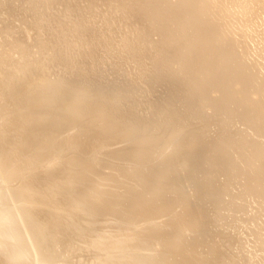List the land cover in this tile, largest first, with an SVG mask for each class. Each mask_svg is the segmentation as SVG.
Returning <instances> with one entry per match:
<instances>
[{"label":"rangeland","instance_id":"1","mask_svg":"<svg viewBox=\"0 0 264 264\" xmlns=\"http://www.w3.org/2000/svg\"><path fill=\"white\" fill-rule=\"evenodd\" d=\"M0 1H2V2H0V45H1V43H3L2 45H5V43H10V45L8 44L9 46H7V44L5 45V49L2 48V49H4V51H3L4 53L1 51L2 49L0 50V52H2V53H0V58H1V55L5 54L2 57L3 60H2V58H1L2 61L0 60V76H1V78L2 77L4 78V79L3 78L2 79L5 82H7V80H8L7 83H5L3 81L5 84L2 82L3 87L2 86L1 87L3 89H6L5 85H7V89H10L12 91V93L16 94L15 96L17 97V101H15V102L19 101L18 102L19 104L18 103L15 104L17 108L20 106V104H22L20 101L23 102V104L21 105L22 109H23V114L25 113V115L23 116L24 117L23 120L24 119H25V121L28 120V121H26L28 124L24 125V123H23L22 126L31 125V128H30V126L23 127L22 130L23 129L25 130L27 128L25 131L24 130L23 131H21V130L17 131V128H18L17 126L20 125L19 122H21V120L12 119V121H10V124H9L8 121L5 120L6 122H8V127H7V125H5L7 123L4 122V124H3V121H4L3 119L5 118L6 114H8L7 111L11 110L12 108H16L15 105H13L11 103L9 104V102L6 101V103L9 106L7 104H2L4 106L6 105L5 107L2 106V105L0 106V114L3 111L2 116L0 115V120L3 117V119L0 121V128L1 129H5V127H7L6 128L7 134H8V131L10 129L13 130V129L16 128V130H13V131L10 130L12 132L10 133V131H9V134H8L9 136L11 134L12 138L13 137L19 138L17 140L14 139L15 140L14 143L16 141H18L17 143H15L16 145H14V146L21 145V143H25L29 139L30 140L32 139V141L33 140L35 141V142L31 141L33 146L35 145L37 147V149L39 148L37 150L34 147L35 150H34V152H32L33 155L31 154L29 159H26L25 161H23L24 159L19 160V161L16 160L14 158V156H13V155H15V153L11 152L10 153L11 155L10 154L7 155L9 157V158L7 157L8 160H5L3 163H0V165H2V166L4 164H6V163L8 165H11V163H13L9 167H8V165H4L3 167L0 166L1 167L0 168V183L2 182V179H1L2 177H3V181L5 180V182H2L3 184L2 183L1 184L4 185L6 183V185H4V187H0V192L2 191V194L4 195V197H5V194L6 195L10 194V193H8V191L12 192L11 193L12 195L13 194L15 195V196L13 195V197H12V195H10L11 199L9 198L8 195H7L8 197L6 196L4 198L5 200L8 198V200H6V202L8 204L4 203L5 200H3V196H2L1 200L3 201V203L0 200V207L2 208L3 206L4 207L8 206L7 208L8 209L11 208L10 210L11 211L13 210V211H12V214H11V212L7 209L9 212L6 211V213H10L11 216H13L14 214L16 216V214H17L16 217L19 219V220H17V222H18L17 224H19L17 226V224L11 223L12 219L15 216H13V218H12L10 216V214H6V213L4 214L6 216H4V215L0 216L1 230L2 229L4 230V232L0 230V232H2V233H0V239L3 238L0 241H3L6 238L7 246L9 245L10 241H11V243H10L9 246H11V244H14V239H12V237L15 235L14 238L17 237L16 238L17 242L22 244V242L20 241V237H18V235L20 234L19 232H21V233L23 232L22 233L23 235L20 234V235L23 236L22 239H21L22 241L24 240L23 238L32 235V233H30V230H28L29 228H27V230L29 231V233L31 235H28L29 233L28 234L26 233L28 231H24L25 230L24 226L27 225L26 223L29 220L28 218L31 219V217H32L31 215L34 214L35 212L36 213L33 216H38L39 217V215H40V217H41L42 215L47 214V216L49 217L48 218L47 216H42L43 220L41 219L43 221L42 224L45 226V227H43V228H45L44 233L46 232L45 235L43 234V236H45V237L47 236L46 237L47 240H45L46 238L43 237V238H45V239H43L45 241H42V243L40 242V244H34L33 246H29L28 247L29 251L28 252H25V251L23 252L25 254H20L19 256H17L16 253L14 252L12 255H10V258H7L8 261H9V259L11 260L9 262L12 263L13 260H14V262L16 263V261L21 259L19 257H24L23 258L24 260L23 259L22 260L25 261L26 260L25 256H31L32 255V257H33L32 261L30 260V257H28L27 260L31 261L30 264H33V260L34 261L37 260V258H36V257H38L37 253H40L41 255L39 254V257L40 256L42 257V255H43V257H49L51 255L49 258H43L42 257L43 258L42 261H44V262L41 261L40 264H43V263L44 264L45 263L46 264H50L48 262H45V261H48V260H49V262H50V260L54 261L53 263L51 262V264H56V263L57 264H109V263H111V261L113 259V258L109 259V258L112 257V256H110V254L112 255V253H109V251L113 252V250H114L116 253L113 252V255L115 257L113 262H116L117 264H120V262L124 261V259H125L124 262H126V264H129V263L130 264H137V263H139L141 261H139V262L137 261V263H132L130 258H129L130 260L126 259V258H128V256H125V255L121 256L122 253L123 254L127 253L126 255H128V252H130V251H127L128 248H127V250L122 249L123 247L126 248L125 244L127 242H129V241L125 242L126 238L129 239L131 242H132L133 238H135L133 240V242H132L133 244H130V245H132V247L130 246L131 248H129V250L132 249L131 252L133 250H135V248H136L135 244L137 245V241H138V244H139L140 248H139L138 245H137V247L139 249H142V253H144V255L146 256V254H147L146 252L148 251L149 254H150V255L147 254L148 255L147 257L149 258V260H148V263L145 262L146 264H149V261H151L153 259V257L157 258L156 261H158V259L161 260V258L163 259V257H164L165 259H168V261H170L171 263L173 262L172 264H176V263L177 264H179V263L183 264L185 262V260L187 259V257H190V260L188 258L186 261L189 260L191 262V264H193L194 261H196V264L198 262H200L201 264H264V179H262L264 177L261 178L262 181H260L261 179H259V178L256 180L258 182L253 183L251 181V184L253 186L249 183L250 181L248 182V181H246L247 179H243V176L245 178H247V176L250 175V174L252 176L253 175L255 176L256 173L260 174L261 173L260 171H262L263 174H264V170L262 169L264 167V156H263L264 155L263 154L264 153V151H263L264 150V133H263L264 130L262 132V129L257 128L256 124L252 120H250V122H249V120H248L249 118H247L248 116L245 117L247 119L243 118L244 116L248 115V111L246 113H245L244 110L242 111V109H243V107H241V101L242 100H239L240 101V105H239L238 100L234 99L235 103H236V101L238 102L237 106H239L241 108V109L238 108L241 111H239L237 109V106L233 102L232 104H234V106L232 104L230 105V108H231L230 111L221 109L220 110L221 112H219V110H217L219 108H217L215 110V108L212 105H210V106L208 105L209 103L208 104L204 103L205 101L203 99L201 101L202 103L201 102L198 103V101H199L198 99H200V97H199L198 94L194 95L195 93H197V92L193 91L194 89L193 90L191 89L192 90L191 93L188 92V90L190 89L189 86H191V85L188 84L187 82H183L184 81L183 78H181L182 79V81H181L180 76L182 77V74L180 73L181 75H179V71H177L179 69V67H180L178 64H173V65L171 64L172 67L170 69H168L169 71L171 70L170 73L168 72V70H166L165 63H164V61L162 60L161 57L164 58V54L165 53H166L165 56L169 55V56L165 57V59H168V57L169 58L172 57V54L174 53L173 49L176 47L175 41H176V38H178V37L175 36L173 38V36L171 35V37H172V40H171V37H170V34H169V39L167 41H165L164 40V36L160 35L161 34L160 32H159L160 34L158 33L159 29L157 30V28H156V30H154L155 33L152 31L153 29H151L153 26L156 27L158 24H159L158 26H160V23L163 22V19H164V21L167 20L168 18L165 15H162L160 13H158V15L156 14L159 18L158 17H155V18L153 17V18H154V20L157 18L158 20L157 19L156 20L158 22L156 20L154 21L153 18L152 19L151 18L150 19L147 18L144 15V10L142 8H140L141 5H140L138 0H133L132 2L130 0L131 3H129L128 0H81V1L80 0H63V1L62 0L61 1L60 0H58V1L57 0H54V1H52V0H48V1H46V0H34V2H33V0H24V1L23 0L22 1L21 0H0ZM72 1H74V2H72ZM205 1L206 0H202L200 2V6H203ZM59 2L61 3L60 5H58ZM156 2H157V5H158V2H159L160 3L159 4L160 7L162 6V8H164L167 5V2H170V1L169 0L168 1L163 0L161 2V0H156L155 1V5H156ZM172 2H175V0H172ZM43 3H45L46 5L45 4L43 5ZM56 3H58V4H56ZM30 4L32 6H30ZM24 5H25L26 8H24ZM51 5H52V7H51ZM77 5H78V7H77ZM16 6H18V8ZM40 6H41V8H40ZM72 6H75V7H72ZM136 6H137V8H136ZM139 8L141 10H143V11H141ZM14 9H17L18 11L14 10ZM42 9H45V10H42ZM65 9H66V11H65ZM67 9L70 10V11H68ZM10 10L13 11V12H11ZM40 11H42L43 13L40 12ZM15 12H18V13H15ZM49 12H50V14H49ZM73 12H75L76 16L74 15ZM37 13H39V14H37ZM21 14H22V16H21ZM64 14H65V16H64ZM35 15H39V16H35ZM78 15H80V16H78ZM261 15H263V16H261L260 18H254L255 21L249 23L248 26L246 25L245 21L234 19V18H230V19L223 18V19L217 21L218 27L220 28V31H221V35L219 36L218 39H216V42H215L217 45L223 46L226 50H230L231 49V53H233V55L235 56V58H234L235 61L233 60V64L237 67V69L241 73V75L248 79V90L250 91L251 97L258 104H260L262 109H263L262 110L263 113L259 114L255 118L256 122L260 121V119L264 120V117H263V115H264V13L261 14ZM162 16H164L165 18H163ZM26 17H27V19H26ZM74 18H76V22H75ZM146 18H147V20H146ZM70 19H71V22H70ZM206 19L208 21V24H211L213 20H217V15H215V10L213 12H211L210 15H208L206 17ZM38 20L40 21V23H38L39 22ZM36 22L38 23L39 26L36 25L37 24ZM41 22H43L44 24L43 23L41 24ZM68 22H70V23H68ZM31 24H32V26H31ZM42 25H43V27H42ZM173 25L174 24H172L171 27L175 26V25L174 26ZM71 26H73V27H71ZM35 27H37L38 29H36ZM68 27H71V29L68 28ZM155 27H153V28H155ZM39 28H40V30H39ZM84 30L88 32V35H87V33ZM17 31L18 32L20 31L19 33L22 36ZM77 31H80V32L77 33ZM16 32L18 33V35H17ZM151 32H152V34H150ZM13 33L16 34L17 36L20 35L21 38H20V36L17 37ZM140 33H143L144 37L141 36L142 34L140 35ZM199 33L201 34V32H199ZM200 34L198 35V33H196L195 40L199 38L198 36H201ZM13 35H14L15 38L13 37ZM78 35H79V37H76ZM86 35L87 36L91 35L90 37H88L89 40L87 39ZM138 35H139V38H138ZM161 36H162V38H161ZM39 37H41V39H39ZM126 37L129 38V39H126ZM18 38H19V40H17ZM45 39L47 41L42 44L41 41L44 42ZM62 39L63 40L65 39L66 41L64 40V43H61V42H63ZM124 39H126V40H124ZM161 39H162V41H161ZM228 39H230L231 45L226 43V40H228ZM14 40H16L15 42L19 41L18 43H21V47H24L25 44H26L25 47H29L28 49L33 51V53L30 50H28V49H26L27 51H25V53H21V55L19 53V52H21L20 50H17L19 52H17L16 50L10 51L9 47L11 46V43L13 44ZM39 40H41V41H39ZM110 40L112 42H110ZM128 40L129 41L131 40V41L129 42ZM135 40H137V41H135ZM133 41H135V42L133 43ZM57 42H58V44H57ZM66 42H67V44H66ZM162 42H165V43L162 44ZM23 43H25L24 46H22ZM49 43L50 44L52 43V44L49 45ZM131 43H133L134 45L131 44ZM41 44L42 45L45 44L47 46H45V45L42 46ZM61 44L63 46H61ZM64 44H66V46ZM76 44L77 45L79 44V46H77ZM109 44H111L110 45L111 47L109 46ZM2 45L0 46V48L3 47ZM52 45H54V46H52ZM59 45L61 47H63V48H61ZM132 45H133V47H132ZM184 46L180 48L181 50L183 49V54H185V55L187 54V55L190 56V55H192V53H194L193 48L189 47L188 45L185 46V47ZM47 47H49V48H47ZM65 47H66V49H65ZM170 47H172V48H170ZM44 48H45V52L46 53L44 52ZM158 48L161 49L162 51L160 50V52H159ZM166 48L170 52L169 54L167 53L168 51L166 50ZM49 49H51V50H49ZM5 50L6 51L7 50L10 51L11 53H9L8 51L5 52ZM54 50H56V51L59 50V51L57 53ZM163 50H164V52H163ZM165 50H166V52H165ZM171 50H172V52H171ZM29 51L31 52L30 53L31 55L29 57H27V59H26V56H24L25 59L23 58L24 59L23 60L21 56L28 55L29 53L27 54L26 52H29ZM199 51L200 50H197V52H199ZM13 52H15L16 54L13 53ZM51 52H53V53L51 54ZM7 53H9V54H7ZM17 54H18V56H17ZM65 54H67V55L70 54V55H68V57L66 58ZM160 54H161V56H160ZM9 55H11V56L13 55V56L11 57ZM46 55H47V57L48 56L49 57L47 58ZM51 55H55V56H51ZM73 55H74V57H72ZM63 56H64V58H63ZM9 57L11 59L14 58L13 59L14 61L13 60L10 61ZM50 57H51V60H50ZM60 57L62 58V60H61ZM40 58H41V60H38ZM42 59L43 60L46 59L48 62L46 60L43 61ZM63 59H64V61H63ZM189 59L192 62L191 58H189ZM4 60H6V61H4ZM31 60L33 62H31ZM69 60H71L73 63L70 61L71 62V64H70ZM160 60H162V64L159 63ZM15 61H17V62H15ZM29 61H30V64L31 63H32V65L33 64L34 65L38 64V66L37 67L36 66H32L31 67L30 64H29L30 67H28L27 66L28 65L27 62L29 63ZM50 61H52V63H51L52 65H54V63H55L54 67H50V66H52L50 64ZM65 61L67 62L68 66L66 65ZM3 62H5L7 64L6 67H5V63L3 64ZM7 62H11V63L8 64ZM62 62L65 63V64H63ZM167 62H169V61L167 60ZM39 63H41V64H39ZM43 63H44V65H43ZM192 63L195 64V62H192ZM199 63H202V62H199ZM45 64H47V66ZM175 65H177L178 67L175 66ZM10 66H11V69L9 68V70H11V71H9V70L8 71H9V73H11V75L13 74L12 77L6 70ZM35 67L37 69L39 67V69L40 70L42 69V70L39 71V69L37 70V69H35ZM40 67H42V68H40ZM68 67H70V68H68ZM26 68H28V69H26ZM30 68H32V70ZM48 68H50V69H48ZM53 68H55V69H53ZM62 68H64V69H62ZM173 68H174V70H173ZM24 69L26 71L27 70L28 71L27 72L25 71L26 73L22 72V71H24ZM43 69L47 70L50 73H48L47 71L45 73ZM2 70H5L8 73V76H7V73L5 71L3 72ZM63 71H65V72H63ZM173 71H174V73L176 72L175 73L176 76L178 74V77H176L174 75L176 77L175 79H172V78H174L173 77V74H174ZM12 72H14V73H12ZM33 72H35V73H33ZM36 72H38L37 75H34V74H36ZM70 72H72V73H70ZM3 73H5L7 78H5L6 76H4ZM69 73H70V75H69ZM40 74L41 75L44 74V77L41 76ZM169 74L172 75V76H170ZM32 76H33V78L38 76V78L40 80L36 77L35 78L36 81H35L32 78ZM49 76L51 77L50 79H49ZM209 76H210V74L209 75L205 74V77H203V79L207 80V78ZM28 77H29V79H28ZM45 77L49 80V82L52 81L51 85H50V83L48 84V82H47L48 80ZM43 78H45V79H43ZM83 78H85V79H83ZM104 78H106V79L104 80ZM24 79H26V80H24ZM10 80L11 81L13 80L12 81L13 83ZM29 80H31V84L30 83H28V84L24 83L25 81L26 82L27 81L30 82ZM82 80H83V83L81 82V84H80L79 82L82 81ZM177 80H178V82H177ZM175 81L178 84H174ZM15 82L18 83V84L15 85L14 84ZM39 82H40V84H39ZM21 83H24V85H22ZM44 83H46V87H45L46 89L44 88V85H45ZM64 83H65V85H63ZM85 83H87V85ZM106 83H107L108 86L114 87V89H112V87L109 88L108 86L105 87ZM116 83H118V84H116ZM120 83H122V84H120ZM181 83L182 84L184 83V85H181L182 88H184V89L187 88L186 86L188 85L189 88L185 89V91L187 90L186 92L184 90H183L184 92L181 90V87L179 85ZM186 83H187V85H186ZM19 84H21L20 86H25V84L28 86L30 84V86H28V88H25V89L23 88L25 91L21 92V90H20V92H18L19 89L22 88V87H19ZM78 84H80V86ZM82 84H85V85H82ZM113 84H115V85H113ZM172 84L174 85V87H175V85H177L180 88L179 87H177V88L175 87L174 88L172 86ZM9 85L14 86V87H10ZM48 85H49V87H47ZM57 85H60V86H57ZM101 85H103V86H101ZM169 85L173 89H171L169 87ZM39 86L41 88H39ZM54 86H57V87H54ZM83 86H84V88H83ZM183 86H185V87H183ZM58 87H60V88L58 89ZM80 87H82V88L79 91ZM86 87H88V88H86ZM11 88H13V89H11ZM75 88L78 90V92L76 91ZM103 88H106L105 90H107V88H109V90L105 91ZM117 88H119V89H117ZM62 89H64V90L62 91ZM86 89L89 90V92L88 91L85 92ZM115 89H117L119 91L113 92V91H115ZM178 89H179V91H177ZM169 90H171V91L168 92ZM173 90H175L176 92H174ZM11 91L7 90V94L9 93L10 94L9 96L13 97V99H14L15 96L11 93ZM63 92H65V93H63ZM108 92H110V94ZM111 92H113L114 94L111 93ZM171 92H173V93H171ZM177 92H180V94L182 93L184 95L186 94L188 96L187 97L185 95V98L187 97L186 99L184 98V95L181 94L186 101H184L183 98L180 95H178L179 96L178 98L181 97V99H176L177 98V94H178ZM61 93L64 94V98H67L66 99L67 101L64 100L63 94H61ZM83 93H84V96H83ZM187 93H189V94H187ZM218 93L219 92L216 91V90L214 92H210V94H212V95H210L211 98H215L216 95L218 96L220 94V93L219 94ZM81 94H82V96H81ZM59 95H62L61 99H60ZM88 95H90L89 97H91V98H89ZM192 95L195 96L196 98L198 96L197 100L194 99L195 97L193 98ZM93 96H95L96 100L94 99ZM102 97H103V99H101ZM189 97H192V98H189ZM122 98H123L124 101L122 100ZM56 99H60V100H56ZM189 99L196 100L194 102L195 106L194 105L192 106L193 103L190 104L193 101H191ZM91 100H93V103H91L92 102ZM94 100L96 101V103H95ZM97 100H98V103H97ZM103 100L106 101V102H104ZM173 100H174L175 103L173 102ZM177 100H179V101L183 100V101L179 105V104H177V102H178ZM60 101H61V103L63 101V103H62L63 105L62 104L61 105L64 108H62L60 106ZM167 101H168V103H167ZM170 101H172L173 103L170 102ZM73 102L75 103V105L73 104ZM185 102H189V103H185ZM154 103H155V105H154ZM156 103L157 104L160 103V104H158V105H160V108L158 107V105ZM171 103H172V105H170ZM182 103L183 104H187V105L190 104L191 107H188V109H185L184 106H186V108H187V105L182 106L183 105ZM167 104H168V106L166 107L165 105H167ZM173 104L176 105L175 106V108L177 107L176 109L173 108L174 107ZM196 104L200 105V106H197V107H200V108H198V111L196 110ZM203 104H204V106H203ZM10 105L13 106V107L11 108ZM55 105H57V106H55ZM100 105H102V106H100ZM202 106H203V108H202ZM207 106L210 109H208ZM211 106L213 107V111H212V107ZM54 107L58 108L55 113L53 112V111H55ZM111 107H113V108H111ZM154 107L157 108V109L159 108V109L156 110ZM179 107H181V109H179ZM192 107H195V109L192 108ZM232 107H234L235 109L232 110L233 109ZM9 108H11V109H9ZM161 109H163V110L161 111ZM184 109L186 111L187 110L188 111L195 110L196 112L194 111L195 113L194 112L187 113L188 111L187 112L183 111L184 112L183 113L182 110H184ZM199 109H201L203 111V115L205 114L204 116L201 114L202 113L201 110H200L201 112H199ZM177 110H178V113H176ZM179 110H181V111H179ZM73 111H74V113H73ZM208 111L210 112V114H209ZM217 111H218V113H217ZM52 112H53V114L57 113L59 116L57 115L55 117V115H53ZM159 112H161L162 114L160 115ZM173 112H175V113L173 114ZM238 112L244 113L245 115L242 114L240 116L241 113L239 114ZM155 113H157V115ZM185 113L189 114V115H186V118H185ZM3 114L5 116H3ZM99 114H100V116H99ZM104 114H106V116ZM112 114H113V116H111ZM194 114H196V115H194ZM198 114H199V116H198ZM237 114L239 116H237ZM207 115H208L209 118L207 117ZM103 116H104V118H103ZM187 116H188V118H187ZM25 117L28 118V119H26ZM170 117H173L172 118L173 120L170 119ZM36 118H39V119L37 120ZM42 118L46 119V121L47 120L49 121L51 119L52 121L50 120V124H52L51 126H53V128L51 129L49 124H47L49 122L48 121L46 122L45 120H43V121H45V123L47 124V127L49 128V130L46 127L45 124H43L44 126L41 125L42 123L40 121H41ZM82 118H84V119H82ZM80 119H82V120L79 121ZM13 120L14 121H16V120L18 121L19 120L18 124H17V121L14 122L16 124V126L13 123ZM32 120H34L35 122L37 120L38 123H35ZM74 120H76L75 127H74V124H73ZM87 120H89L90 122H87ZM103 120H105V121H103ZM82 121H84V123H82ZM101 121H102V123H101ZM166 121L169 122V123L171 122L170 124H172V125H169V123H167ZM173 121L174 122L176 121L174 125H177V126H173V123H174ZM22 122H24V121H22ZM53 122L56 125L53 124ZM78 122H79V124H78ZM247 122H249V123H247ZM31 123H33V124H31ZM34 123H35L36 126L34 125ZM76 123L78 124V126H76L77 125ZM252 123L254 124L253 126H252ZM1 125H4V128H2L3 126H1ZM9 125H11L10 126L11 128H9ZM54 125L57 126V127L60 126V129H58V128L56 129ZM65 125H68V126H65ZM122 125H124V126H122ZM129 125H132V126L129 127ZM134 125H136L137 128H136V126L134 127ZM160 125H165V126L160 127ZM166 125H168L167 128H166ZM33 126H34V128L35 127H38V128H36V130H35L33 128ZM125 126L127 128H124ZM169 126L170 127L172 126V128H169ZM13 127H15V128H13ZM66 127H67V129H66ZM122 127L125 130L129 129L126 132L124 131V135H123ZM131 127H134L133 130L136 129L137 132H136V130L132 131ZM173 127L174 128L176 127V128L174 129ZM40 128H41V130H40ZM43 128H45V129H43ZM63 128H65V129H63ZM155 128L158 129V131H160L159 134L157 133L158 132L157 130L154 131ZM54 129H56L57 132L54 131ZM77 129H79L80 131L77 130ZM172 129H174L175 132ZM63 130H65L67 132H63ZM14 131H15V133L21 132L22 134H25V133L26 134L24 136L21 133H18L15 136ZM49 131H51V132H49ZM98 131H100L99 133H101V135L98 133ZM172 131H173V133H172ZM260 131H261V134H263L262 135L263 136L262 140H260L262 138L261 134L259 133V135H258V132H260ZM54 132H55V134H54ZM127 132H129V133H127ZM59 133H61V134H59ZM92 133H94V134L92 135ZM95 133L96 134L98 133L97 134L98 136L97 135L95 136ZM125 133L127 135L130 134L129 137H127ZM132 133H134V134H132ZM27 134H29V135H27ZM70 134H72V135H70ZM131 134L133 135V137L131 136ZM20 135H22V136H20ZM58 135H60L61 138ZM63 135H65L67 137L70 135V137H68V138H70L71 141L72 140L77 141V143L74 142V141H72L74 143H72L71 141L68 142L69 139L63 137ZM89 135L91 137H89ZM102 135H103L104 138L102 137ZM156 135H158V137ZM159 135H160V139H159ZM174 135H175V137H174ZM188 135H190V138H188L189 137ZM27 136L28 137L30 136V138H28ZM87 136H88V138H86ZM93 136H95V138ZM186 136H188V137H186ZM20 137H22V139ZM92 137L95 139V140L93 139L94 140L93 142L91 141ZM98 137H100V139ZM101 137H102V139H101ZM259 137H260V139H258ZM63 138H65L67 142L65 141V139L63 140ZM20 139L22 140V142H21ZM85 139H87V140L85 141ZM162 139L166 140V142L163 143L164 141H162ZM180 139H181L182 142H186V144L188 143V145L190 144L188 147H186L187 150L183 149V143L180 141ZM184 139L186 141H184ZM60 140H61V142H60ZM97 140H98V143L96 142ZM159 140L162 141L161 142L162 143L161 146L159 145L160 144ZM256 140H260V143H259V141H256ZM54 141H56L55 142L56 144L52 143ZM81 141H83V142L80 143ZM87 141L89 142V146L91 148L88 147V142ZM179 141L182 143V144L179 143V146L181 144L182 148H180L181 146L179 147L178 144H177ZM59 142L62 143V144L64 143V146L63 145H62L63 147L58 146V144L61 145ZM86 142H87V144H86ZM230 142H231V144H230ZM253 142H258L260 144V145L258 144V149H259V147H261L262 150H258L257 147H256L257 144H255ZM75 143L76 144L80 143L79 145H80L81 149L79 148V145H76ZM92 143H95V144H92ZM175 143H176L177 147L174 145ZM66 144H68V145H66ZM70 144H72V145H70ZM85 144H86V146H85ZM186 144L184 145V147L186 146ZM252 144L256 148V150H255L254 147H251V149H252L251 151H253V149L255 150V152H254L255 153L254 154L255 158H253V156H254L252 154L253 152L250 151V146H252ZM74 145H76V146H74ZM94 145H95V149L96 150L93 147ZM96 145H98L99 148H98V146L96 147ZM173 145L179 151L177 149H174ZM49 146H50L51 149H52V147L54 149L51 150L49 148ZM68 146H70V147H68ZM222 146H224V147H222ZM76 147L79 148L80 154H79V151H77L78 148H76ZM92 147H93L95 153L92 152L93 151ZM200 147H202L203 149L200 148ZM45 148L48 149V150H45V151H47V154H45L46 153L44 151ZM55 148H56V150H55ZM85 148H86V150H84ZM58 149H60L59 152H58ZM49 150L53 151V152L56 151L55 152L56 154L54 153V155L52 154V156H51V154H49V152H50ZM82 150H84V153L86 155H81V153L83 152ZM141 150L143 151V153L145 155L141 152ZM212 150L213 151L216 150V151L213 152ZM229 150L232 151V152H230ZM37 151H40L42 153L37 152ZM138 151H140V152H138ZM204 151H206V152H204ZM69 152H70V156L68 154ZM71 152H73V154ZM76 152H77V154H75ZM88 152L89 153L91 152L93 154H91V156H87V155H90ZM137 152L139 153V155L137 154ZM170 152H172V153H170ZM193 152H195V154L198 153L197 154L198 156L196 155L198 158L194 159L195 158V156H194L195 154L193 155ZM202 152L205 153V154H203ZM260 152L262 153V155L259 154ZM190 153H191V155L194 156L193 157L194 161L195 160L198 161V159L199 160L201 159V160L198 161V162L197 161H195V162L193 161V163H192L191 162L192 156L191 157L189 156ZM38 154H39V156L41 154L42 155L45 154V155H43V157L45 156V158L39 157ZM65 154H66V156L64 158L63 155H65ZM74 154H75V156H74ZM186 154H187V156H186ZM199 154L202 155L204 158H202V156H200V158H199ZM35 155L38 156L39 159H38V157L36 158ZM79 155H81L82 158L80 159V161H76V158L78 159ZM142 155H143V157H141ZM146 155H147V157H146ZM172 155H174V156L172 157ZM227 155H228V157H227ZM260 155H261V157H260L261 160L259 161L260 158L256 160V158L259 157ZM10 156H11L12 159L10 158ZM32 156H35L34 159H33ZM48 156H51L50 160H49ZM84 156H86L87 160H86V158ZM232 156H234V157H232ZM66 157H67V159H66ZM145 157H146V159H145ZM149 157H150V160H149ZM189 157H190V159H189ZM13 158L16 161V163L18 162V164H20L21 162H24V163L20 164L21 165L20 166V165L16 164L13 161ZM58 158H61L63 162H65V160H67L65 162L67 165L65 166V163H63L61 161V159H58ZM79 158H80V156H79ZM84 158H85L86 161L84 160ZM135 158H137L138 161ZM30 159H31V161H30ZM10 160H12V161H10ZM28 160H29V163H28ZM44 160H46V161H44ZM55 160H57L58 162L60 160L63 163V165H61V162L57 163V161H55ZM72 160H74L75 162L72 161ZM215 160L216 161L218 160L219 162L217 161L218 162L217 163V162H215ZM230 160H232V161H230ZM33 161H35V162H33ZM38 161H40V164L37 166V164H38L37 162ZM47 161H49L50 164H51V161H53V163H52L53 165L52 166H54V165H57V166H54V167L51 168V167H49L50 164L48 165ZM68 161L70 162V164H69ZM130 161L133 162V165H132V163H129ZM31 162L34 163V164H32ZM77 162H80V163L78 164ZM35 163H37V164H35ZM163 163L167 164V165L171 164L173 167L170 165V168H169L168 167L169 165L168 166L166 165L168 168H166V166H165V168H163V167H161L162 165L164 166ZM43 164L46 167H44ZM58 164H60V165H58ZM87 164H88V166H87ZM89 164L90 165L92 164L91 165L92 169H91V167H89L90 166ZM129 164L131 165V167H130ZM202 164L203 165L205 164L204 167L201 166ZM213 164H215V165L218 164V167H216ZM25 165H27V167H28L27 169L25 168L26 167ZM123 165H124V167H123ZM158 165H160V166L157 168ZM30 166H34V168H32ZM67 166H69V167H67ZM125 166L128 167V168H125ZM20 167H21L22 171H21ZM23 167H24V169L26 171H24ZM40 167L44 171H42V169H40ZM55 167H57V168H55ZM61 167H63V168H61ZM81 167H84V168H81ZM257 167L260 170H257L258 169ZM5 168L7 170L10 168L11 170L9 169L10 171H7ZM48 168H51V170L48 169ZM58 168H59V171L57 170ZM66 168H67V171H65ZM120 168H121V170H120ZM190 168H191V170H190ZM234 168H236V169L239 168V169L236 171V169H234ZM2 169L4 170V172H6L7 176H8V174H13L12 176L11 175L8 176L9 178L11 177L10 178V182L11 183H9V180H8L9 178L6 176V174L1 175V171H3ZM34 169H35V171H34ZM46 169L48 171H50L48 174L52 173L51 174L52 176L51 175L46 176L47 177V181H45V184L44 183H42V185L40 184L42 187L39 186V185L38 186L37 185H33V186L32 185L31 186L30 185L29 186L26 185L25 182H27V181L31 182V184H32V180L33 179L30 178V177H33L35 175H38L39 178L41 176L45 177V173L47 171ZM54 169H56V170H54ZM128 169H129L130 172L128 171ZM163 169H164V171H163ZM192 169H193L194 173H192L193 172ZM208 169L209 170L211 169V171H207ZM241 169H243V170H241ZM18 170H20V171H18ZM52 170L55 171V172L58 171L57 172L58 174L61 173L60 170L61 171L64 170V171H62V173L63 172L65 173V174L63 173L64 177L61 174H59V175H61L59 177L57 173L54 175V172ZM156 170H157V172H156ZM160 170H162V171H160ZM239 170H241L240 173L242 172L241 175L240 174L238 175ZM23 171H24V173H23ZM31 171H32V173H31ZM38 171H41V172H38ZM123 171H125V172H123ZM195 171L197 173H195ZM202 171H204V172H202ZM215 171H217V173ZM230 171L232 172V174H231ZM27 172H30V173L28 174ZM35 172H37V174H35ZM43 172H44V175H42ZM72 172L74 174H72ZM81 172H82V174L84 176H82ZM94 172H96L97 175ZM118 172L121 173V174H119ZM159 172H160V174H159L160 177H159V175H157V173H159ZM161 172H163V173H161ZM207 172H210L209 174L214 176V177L207 176V174H208ZM244 172H245V174L242 175ZM254 172H256V173L254 174ZM33 173H34V175H33ZM40 173H42V174H40ZM67 173H70V175L71 176L73 175V177H71L69 175L67 176ZM204 173H205V175L207 177L204 176ZM23 174L24 175L27 174V175H25L23 177ZM87 174H89V175L91 174L92 176L89 177V175H87ZM116 174H119V175H116ZM194 174H195V176H194ZM19 175H21V176H19ZM53 175L54 176L57 175L58 179L61 178V179H59L60 181H58V184L55 185L56 186L55 188H53L54 186L51 187L52 185L50 184L51 181L53 180V177H54ZM65 175L68 178L65 177ZM77 175H78L80 180L78 179ZM4 176L7 177V178L4 179ZM26 176H28L27 179L30 178V180L29 179L28 180L24 179V178H26ZM93 176H94V179H93ZM137 176H139V177H137ZM172 176H174L173 179L175 180V184L171 182L172 184L169 185L170 184L169 181H168V183H165L167 181L166 180L167 178H169V180H171V181H174V180L170 179ZM252 176H251V179L253 180L254 176L253 177ZM15 177H17V178H15ZM18 177H20V178H18ZM46 177L44 179H46ZM48 177L51 178V179L48 180ZM118 177L119 178L121 177V178L119 179ZM82 178L83 179L86 178V179L83 180ZM95 178H96L97 181H95ZM161 178L163 179V181H165V180L166 181L163 182ZM239 178L241 180H239ZM11 179L13 181H11ZM18 179H21V182L23 180H25V182L23 181L21 183ZM153 179H154V181H153ZM158 179L159 180L161 179V180L159 181ZM251 179L248 178V180H251ZM14 180H16L19 184L17 183L15 185L16 182ZM73 180H74V182H72ZM98 180H100L101 182L98 181ZM117 180H120L121 182L117 181ZM7 181H8V184H7ZM48 181H50V182H48ZM91 181H93V182H91ZM103 181H104V184L102 183ZM110 181H112V182H110ZM176 181H177V183H176ZM29 182H27V184H29ZM60 182L63 185H61ZM67 182L70 185L66 184ZM89 182H91V183H89ZM161 182H163V185L167 184V186H165V185L163 186ZM71 183H72V186H71ZM87 183H89V184H87ZM108 183H110V185ZM121 183L122 184L124 183V186L121 185ZM130 183H131V185H130ZM149 183H150V185L152 184L151 188L149 186ZM155 183L156 184L160 183V185H156ZM248 183L251 185V187H250V185ZM21 184L25 185L28 190H26V189L24 190V188H26V187L23 186L24 187L23 188ZM64 184H66V187L67 186L68 187L66 188L64 186ZM76 184H78V186ZM117 184H118V186H116ZM125 184H127V186ZM139 184H141L142 186H140ZM153 184H155V185H153ZM256 184H257V186H256ZM7 185L8 186L12 185V187L10 186V190H6L7 192L5 191V194H4L3 190H5ZM18 185H20V186H18ZM44 185H46V187ZM49 185H51V186H49ZM57 185H59L61 187L64 186L66 189L62 187L65 190H63L62 188H59V191H58L57 187H59V186H57ZM75 185H76L75 188H77V189L73 188V186H75ZM79 185L80 186L82 185L81 189L78 188V187H80ZM128 185H130L129 186L130 188L128 187ZM136 185H137L138 188L136 187ZM143 185H144V187H143ZM8 186H7L6 189H8ZM17 186H18V190L19 191L16 190ZM35 186L43 188L44 189L43 192L45 191L44 193L42 192V196L40 197L41 201L39 199H37L39 201L38 202V206H36L37 203H36V201L34 202V198H32V197H36L37 194L35 192H40V188L36 189ZM120 186L123 187L122 190L119 189ZM155 186L156 187L160 186L161 187V191H160V189L156 188ZM254 186H256L255 187L256 189H258V191L256 190L257 192L255 194H254L255 190L253 192ZM14 187H15V189H13ZM32 187H34L33 190H32ZM84 187H87V188L83 189ZM247 187H249V188L247 189ZM46 188H48V189L51 188L50 190H53L52 194H51V191L46 189ZM100 188L103 191L100 190ZM105 188L107 190H105ZM30 189H31L32 192L29 191ZM35 189H36V191H34ZM54 189H55L56 192L54 191ZM97 189H99L100 192H98ZM108 189L110 190L109 192H108ZM139 189H140L141 193L139 192ZM153 189H154V191H153ZM180 189H182L181 192H180ZM13 190H14V192H13ZM66 190H67V192L69 191V194H67ZM73 190L74 191L76 190L77 193L75 191V194H71V193H74V192H72ZM82 190L84 192H82ZM95 190H97V191H95ZM249 190H251V191H249ZM17 191L18 192L22 191V192H20V194H19ZM41 191H42V189H41ZM62 191L65 192L66 194L62 193ZM148 191H149L150 194H148ZM15 192L18 193L19 195L15 194ZM25 192L27 193V195H26L27 197L25 196V194H26ZM58 192L63 194V195L61 194L62 197L60 196V194ZM79 192H82L81 195H80ZM95 192H96V194H95ZM97 192L100 194V196H99V194ZM102 192H104V193H102ZM145 192L147 193V195H144V194H146ZM182 192H184V194ZM21 193H23V194H21ZM49 193H50V195H49ZM53 193H54V195H53ZM108 193H109V195H108V199L109 200L107 199L108 203L106 201L105 202L104 201L101 202V199L106 200L105 199V198H107L106 194H108ZM29 194L32 195V197L31 196L29 197ZM97 194H98V196H97ZM16 195L19 196L20 198L19 197L17 198ZM21 195H24V196H21ZM38 195H39V193H38ZM43 195H45L46 197L48 195V197L50 199H52L53 201L50 200V202H49V200H48L49 198L47 197V199H46V197H43ZM75 195L78 197V203H77V200L75 201V197H76ZM92 195H94V196H92ZM101 195H103V196H101ZM143 195H144V197L145 196L147 197V196L150 195V197H152V199H149L150 197H147L148 199H146V197H145V199H146L145 200V199H143L144 198ZM161 195L163 196V198L161 197ZM56 196L57 197L59 196L60 199L61 198L62 199L58 200L59 197L57 198ZM137 196H139V197H137ZM140 196H142V198ZM177 196L179 197V199L177 198ZM28 197H29V199L31 198V200L28 199L29 200L28 201L27 200ZM53 197L55 199H53ZM80 197H83V199L80 198ZM136 198H138V201L135 200ZM155 198L158 199V202H156V200H154ZM160 198L164 199L163 200L165 202L164 204H163V201L160 200ZM172 198H174V199L172 200ZM175 198H176V200H175ZM15 199H18L19 201L15 200ZM23 199L26 200L27 202L24 201V203H22L21 201ZM64 199H66V200H64ZM70 199H72V200H70ZM94 199H96V200H94ZM10 200H11V203L8 202ZM69 200L73 202L72 206H70L71 202ZM159 200L162 202V204H161V202ZM165 200L168 203H170V204H168ZM97 201H98V203H101V204H97ZM135 201L137 203L142 201L141 204L144 201L146 206H149V208L146 207L144 203L142 204L143 206H140L141 204L140 203L137 204ZM182 201L183 202L185 201L188 206L186 207L184 205L185 202L183 203ZM31 202H34L35 205L33 203L31 204ZM41 202L43 204H45L44 207L45 206L49 207V204H50V208L52 210L50 208H48V207L47 208L45 207L46 209L43 208V206L41 207V205H43ZM55 202H56L57 205H55V204L53 205L52 204V203H55ZM58 202H60L61 205ZM65 202H66L67 206H65V204H63ZM154 202H156V203H154ZM1 203L3 204V206H2ZM13 203H14V206H12ZM19 203H22V204H19ZM40 203H41V205H40ZM74 203H76V205ZM82 203L83 204L86 203V206L83 205ZM123 203L124 204L126 203V204L124 205ZM159 203L161 205H163L162 208H164V209L168 208L167 211L166 210L162 211L163 209L161 208V205H157ZM16 204L18 206L20 205V207H18L19 209L17 207H15V206H17ZM24 204H26L27 206H29V205L32 206L31 208L36 206L37 208L36 207L35 208L37 210L35 208H33L34 210L33 209L29 210L28 207L26 205H24ZM172 204L174 205V207H173ZM223 204H225V205H223ZM9 205H11L12 207H10ZM73 205H75V207H73ZM77 205H80V206L82 205V206H85V207L88 206L87 208H88V210L90 212L86 208L78 207ZM97 205H98V207H97ZM134 205H136V206H134ZM156 205L159 206L158 207L159 209L156 207ZM165 205H167V208H166ZM226 205H228V206H226ZM21 206L23 208L27 207L26 209L28 211L27 210L25 211V213L29 212L27 215L24 214V211H23ZM58 206L65 207V210H66V208H68V209L75 208L74 214L76 212L79 218L75 217L77 215L70 214L71 211L69 212L68 209H67L68 211L66 210L68 212L67 213L68 216L65 217V215H67V214L65 213V215H64L62 213V211L65 212V210L64 209H57ZM89 206H91V207H89ZM122 206L124 208H122ZM126 206H127V208H126ZM54 207H55V209H53ZM63 207H58V208H63ZM131 207H133V208H131ZM137 207H138V209H136ZM139 207L141 209L143 208V212H142L143 214L145 213L147 215L148 212L146 213V211L149 210V213H148L147 216L150 215L149 217H151V215L153 214L152 217H154V216L155 217L157 216V217L154 218V219L152 217L151 218H147V216L145 214L143 215L140 212L141 209H139ZM185 207H186V209H185ZM77 208H81V210L78 209V212H77L76 211ZM92 208H94V210L96 209L95 211H97V212L94 213L95 211ZM119 208H121L120 210H122V212L119 211V213H118L117 210ZM145 208H146V211L144 212ZM189 208H192V209L190 210ZM40 209H42V210H40ZM82 209L86 210V211H83ZM14 210L15 211L17 210L18 212L16 211V213H15ZM47 210H48V212L51 211L50 214L52 215V219L50 218L51 215L48 214ZM55 210L56 211L60 210L59 214H61V216L59 214L54 213L53 211H55ZM134 210L137 212V214H136V212ZM158 210H159V213H158ZM42 211H45L46 213L42 212ZM82 211H83V214H82ZM152 211H153V213H152ZM160 211H162L161 214H160ZM187 211L188 212L192 211L191 212L192 214H190V212L188 213ZM20 213H22V214H20ZM53 213H54V215H53ZM84 213L89 218H92L94 216L95 219H94V217H93L92 220L91 219L89 220V218H86V217L84 219V217H83V216H85ZM187 213H188L189 216L187 215ZM95 214H98V215H95ZM138 214H139V216H138ZM140 214H141V217H140ZM159 214H160V216H159ZM18 215L21 216L20 217L21 219L19 218ZM28 215H30L31 217L28 216ZM80 215H81V217H80ZM191 215H192V217H190ZM22 216H23V218H22ZM54 216L55 217L58 216V219L57 218L54 219L53 218ZM144 216H146V217H144ZM4 217H7V218L5 219ZM9 217H11L12 219H9ZM62 217L65 219L63 222H67V223H65V226H64V223L62 222ZM114 217H115V219H114ZM142 217H143V219H142ZM131 218H133V219H131ZM140 218H141V221L139 222ZM182 218L185 219L184 220L185 222L182 221L183 220ZM186 218L187 219L189 218L188 219L189 221ZM7 219H8V221L9 220H11V221L7 222ZM22 219H24V222L26 221L25 224H24ZM48 219L49 220L51 219V220H53V221H55L57 223H55V225H54V223H52L51 221H48ZM69 219H71V220H69ZM75 219L77 221L78 220L79 221L76 222ZM80 219H82L81 222L83 223V227H82L81 223L79 224ZM117 219L119 220V222L117 221ZM148 219L149 220L152 219L153 222L152 221L148 222L147 221ZM190 219H191V221H190ZM2 220L3 221L5 220V222H2ZM14 220L15 219H13V221ZM73 220H75V221H73ZM110 220H112V222L113 221L114 222L112 223ZM143 220L145 222L147 221L148 223H150L151 226L156 228V231H155L154 228L151 227L146 222L148 224V226H149V229L152 228L151 230L155 231V232L152 233V235L155 236V239H154V236H151V234L148 233L149 232L148 228H147V232H146V226L147 225H146V223ZM42 221L39 222V225L41 224ZM46 221L49 222V225H48V222H46ZM69 221H71V222H69ZM89 221H92V222L90 223ZM6 222L9 223V224H7ZM20 222L22 223L21 225H20ZM117 222H118V225H115V224H117ZM181 222H184V223H181ZM59 223L62 224V227H60L61 224H59ZM68 223H69V225H68ZM74 223L77 224V225L72 226V225H74ZM105 223L106 224L108 223L109 225L108 226L106 225V227H104ZM13 224H15V225H13ZM23 224H24V226L22 228L23 231H21L22 229L19 228V226H22ZM42 224H41V227L43 226ZM50 224H51L52 227L50 226ZM57 224H59V226ZM91 224H93V226ZM96 224H98L100 226H98ZM112 224L114 226H117V229L115 227L116 230L113 228V226H111ZM4 225H6V227L9 226V228L8 227L5 228ZM10 225L11 226L13 225L15 228L17 227V231L13 230V232H14L13 233L12 230H11L13 227H11ZM46 225L49 226L48 227L49 230L46 229L47 228ZM53 225L54 226L57 225L55 227L56 230H55ZM87 225L91 227L92 231H91V229L89 227H87ZM94 225H96L97 227H95ZM119 225L122 226V227L118 228ZM69 226H72V230L70 229ZM110 226H111L112 229L110 228ZM2 227H4V228H2ZM50 227H51V229L53 231L50 229ZM39 228L40 227L38 226V229ZM57 228L58 229L59 228L60 229L63 228L66 231L61 229L62 232H59L57 230ZM86 228L87 229L89 228L90 230L89 229L86 230ZM95 228L96 229L100 228V230L101 229L102 230H104V229L106 230L108 228L110 232H108V229L106 231H102L101 230L102 232H104L103 233L104 237H103L101 235L102 233H101V231L99 229H98V231L93 230ZM120 228H121V231L119 230ZM134 228H136V230ZM5 229L8 232H9L8 229H10V231H11L13 236L11 234L7 233V231H5ZM18 229H20L19 232H18ZM74 229H75V232H77V229H78V232H77L78 234L73 233V235H71V231L74 232L73 231ZM83 229H84L83 234H85V235L82 234V230ZM133 229L135 230L134 233H136L137 236L139 235V233L141 234L140 236H142L145 233H148L147 235L152 237L154 240H156V242L153 241V239H151V238H147V240H145V243L147 241L148 244L146 243V246L149 249H145V243H144V240H143L145 238H143V236L141 238L138 236L139 238H137V241H135L136 240V236L132 237V236L136 235L134 233L132 235L133 231H131V230H133ZM47 230L49 232L51 230L52 231L51 233H54V234H52V235L50 233L47 234ZM67 230H68V232H67ZM139 230L141 232H139V233L136 232V231H139ZM151 230H150V232H151ZM54 231H56V232H54ZM79 231L81 232L82 236L79 235L80 234ZM94 231L99 232V233H97L98 236H96L97 234H95ZM113 231H114V233H113ZM128 231H129V233H128ZM15 232H16V234H15ZM93 232H94V234H93ZM158 232L160 234H158ZM5 233H6L7 236L5 235V237H4ZM57 233H58L59 236L57 235ZM68 233H70L69 235H71V236H68L67 235ZM90 233L92 234V236L90 235ZM106 233H107V235H106ZM115 233L118 234V236L115 235ZM126 233H127V235H126L127 237L124 239V237H125L124 235ZM154 233H156V235H159L160 239H158L157 238L158 236H156ZM24 234H25V237H24ZM49 234H50L49 237H51V238L48 237ZM60 234H63V235L61 236ZM109 234H110V237H109ZM130 234H131V236H130ZM210 234H212V235L210 236ZM216 234H219L221 237L220 236H215ZM94 235L96 237H94ZM105 235H106V237H105ZM114 235L117 236L115 238V241H117L119 235H120V237L124 236L123 237V241L125 243L124 246H122L123 243H121L123 241H121L120 239H119L120 242H118L119 240L117 241V243L119 245L121 243L120 246H121V249L123 251L120 249L119 245H116L114 243L115 242L114 238H113V237H115ZM147 235H146V237H147ZM52 236L54 237L53 239H55V240L52 239ZM66 236H68L69 238L67 237L68 238L67 239ZM78 236H80L79 239L84 237L83 239H85L86 241L81 239V240L84 241V243L81 244V242H83L81 240H80V243H77V242H79V239L76 240ZM86 236L89 239H87ZM176 236H180L181 238L184 237L185 239H188L187 242H190V240H192L191 241L192 243H186L184 238L183 239L180 238L181 241L183 240V242L185 241L184 243H186V244L183 243L185 249H182L183 247L182 248L180 247L182 244H181V242H179L180 241V239H178L179 237H177V240H179V241L175 240ZM200 236H201V238L202 237L203 238L201 239ZM62 237H64L65 240ZM70 237H73L72 240H73V242L75 241L76 243L75 242L73 243L72 240H70ZM90 237L94 238V239H91ZM99 237H101V238H99ZM172 237L174 239L171 242L176 241V242H179L181 245L178 243L177 246L178 245H180V246L177 247L176 243L174 242L175 243L174 245L176 246L175 247L173 244H170V240H171ZM208 237H210L211 239L208 238ZM97 238L101 239L103 243H101L100 240L97 239ZM102 238H104V239H102ZM106 238L112 239V241L108 240L106 242H110V243L112 242L113 244H115L116 247L119 246V247H117V251H116V249H115V247L113 245L110 244L111 247L114 248V249H111L110 245L108 243H105L104 240ZM60 239L63 240V241H59ZM141 239H142V241H141ZM148 239H151L152 241H150ZM198 239H199V241H198ZM50 240L53 241V244H52V241H50ZM92 240H96V241H94V244H93ZM204 240H207V244H204L206 242ZM210 240L215 245L211 244L212 242L210 243ZM8 241H9V243H8ZM12 241H13V243H12ZM24 241H28V239L24 240ZM48 241L51 243V249L49 248V250H51L52 253L49 250H46V248H47L46 245H48V243H49ZM64 241L66 243H68V244H64L65 243ZM134 241L136 242L135 244H134ZM4 242H5V240L2 243H4ZM6 242L4 243L5 245H2V247L6 246ZM17 242L15 241L16 244H18ZM44 242L46 243L45 245H43ZM87 242L89 244L91 242V244L89 245ZM96 242H99L102 245L104 244V247H102V246L99 247L98 246L99 249H101V252H103V254H100L99 253V249H97V247H95L96 246L95 244L99 245V243H96ZM153 242H154V244H153ZM2 243H0V244H2ZM149 243H152V245L150 244L152 247L149 245ZM187 244L189 246H191L190 244H192V246L190 248H189V246L186 248ZM209 244H211V245H209ZM35 245H37V246H35ZM91 245H93L95 249L91 248ZM105 245H106V247H105ZM142 245H144L143 248H142ZM43 246H45V247H43ZM52 246H54V250L56 252L53 250ZM172 246H174V247H172ZM213 246H214V249H213ZM2 247H0V251H2L1 250ZM6 247H5L6 250H8L7 248H9V250H11L10 249L11 247H7V248ZM42 247L44 248V250L47 253H45V254L42 253V251L45 252L42 249ZM109 247H110L111 250L109 249ZM133 247H134V249H133ZM30 248H32V249H30ZM106 248L109 249V250H107ZM138 248H136V251L133 252V253H135V252L138 253L137 256L134 255L131 252H130L131 254H129V256L130 257L136 256L135 257L136 259L138 257L139 260L144 259V261H146L145 258H142L144 255H142V257H139L141 255V252H140L141 250H139ZM174 248H175V250H174ZM178 248H180V250H182V251L181 252L178 251L177 250ZM38 249H40V250H38ZM41 249H42V251H41ZM105 249H106V252L108 251L107 252V255L109 254L108 256L107 255L104 256V254H106ZM118 249H120V250H118ZM30 250H32L31 252L34 251L33 254H31ZM35 250H37V252ZM145 250H146V252H145ZM149 250H152V251H149ZM184 250H185V252H184ZM211 250H212V252H210ZM214 250H215L216 254H215ZM48 251L50 253H48ZM96 251H98V252H96ZM118 251L119 252L122 251V253L120 252L121 254H119ZM9 253H10V251H6V252L2 251V252H0V256L2 254V256L0 257V258H2V259H0L2 261V262L0 261L1 264L2 263L4 264V262L6 261V258L3 257V256H6V254H9ZM29 253H30V255H29ZM97 253H98V255H97ZM14 254L16 256H14ZM35 254H36V257L34 256ZM117 254H119L120 257L124 256L126 258H121V259H123L122 261H121V259H118L120 261L118 263L116 258H120V257H116ZM188 254L189 255L193 254L192 259H191V256H189ZM45 255H47V256H45ZM52 255L57 256V258L56 257L54 258V256H52ZM100 255H102V257L104 258V261H103V259H101V257H99ZM183 255H188V256L184 257ZM212 255H215V256H212ZM13 256L17 257V259L14 258ZM151 256H153V257H151ZM52 257H53V259H57L58 262L56 260H53ZM182 257L184 259L185 258L186 259L184 260ZM3 258H5V259H3ZM105 258L109 259L110 261L109 260L108 261L105 260ZM132 258H134V257H132ZM136 259H135V261H136ZM165 259H163V260H165ZM27 260H26V262H27V264H29V262ZM126 260L129 261V262H127ZM132 260L134 261V259H132ZM181 260H183L184 262L182 261V263H181ZM8 261H7V263L5 262V264H11ZM152 261H155V259L152 260ZM168 261H166V262H168ZM26 262H25V264H26ZM151 262H150V264H151ZM190 262H188V264H190ZM17 263L18 264H20V263L24 264L21 261L20 262L18 261ZM123 263H121V264H123ZM141 263L143 264V262H141ZM152 263L155 264L156 262H152ZM171 263L168 262V264H171ZM113 264H115V263H113ZM157 264H159V262ZM164 264H166V263H164Z\"/></svg>","mask_w":264,"mask_h":264},{"label":"bare ground","instance_id":"2","mask_svg":"<svg viewBox=\"0 0 264 264\" xmlns=\"http://www.w3.org/2000/svg\"><path fill=\"white\" fill-rule=\"evenodd\" d=\"M21 1H22V0H21ZM21 1H20V2H21ZM23 1H24V0H23ZM46 1H48V0H46ZM52 1H54V0H52ZM52 1H51V2H52ZM57 1H58V0H57ZM60 1H61V0H60ZM62 1H63V0H62ZM80 1H81V0H80ZM128 1H129V3H131L133 0H131V2H130V0H128ZM138 1H139L140 5H141L140 8H142V9L144 10V15H145L147 18H149V19L151 18V19H152L153 17H154V18H155V17H158V16H157L158 13H160V14H162V15H165V16L168 18L167 20L164 21L163 18H165V17L162 16V17H163V18H162V19H163V22L160 23V26H158L159 24H158L156 27L153 26V27H155V28H153V27L151 28V29H153V30H152L153 32H154V30H156V28H157V30L159 29L158 33L160 32L161 34H160V33H159V34L162 35V36H164V40H165V41H167V40L169 39V34H170V37H171V35L173 36V38H174L175 36L178 37V38H176V41H175L176 47L173 49V50H174V53H173L174 55L172 54V57L170 56L171 58L168 57V59H165V57L169 56V55L165 56V55H166V53H165V54H164V58L161 57L162 60H163L164 63H165L166 70L170 69V68L172 67L173 64H178L181 68H180V67H179V69L177 68V69H178L177 71H179V75L182 74V77L180 76V79L183 78V79H184L183 82H187L188 84L191 85V86H189L190 89L188 90V92L191 93L192 90L194 89L193 91L197 92V93L194 92V93H195L194 95L198 94L199 97H200V99H201V100L198 99V100H199L198 103H200V102L202 101V99H203V100L205 101L204 103H207V104L209 103L208 105H209V106L212 105V106L215 108V110H216L217 108H219V109H217V110H219V112H221V111H220L221 109H223V110H229V111H230V109H231V108H230V105H231L235 100H238L239 105H240V101H239V100H242V101H241V107H243L242 111L244 110L245 113L248 111V115L244 116L243 118H245V117L248 116L247 118H249V119H248L249 122H250V120H252V121L256 124V127L262 129V132H263V130H264V120H261V119H260V121H258V122H256V120H255V118H256L259 114L263 113V112H262L263 109H262V107H261L260 104H258L254 99H252L251 94H250V91L248 90V79H247L246 77H243V76L241 75V73L238 71L237 67L233 64V60H234L235 56L233 55V53H231V49H230V50H226L223 46L217 45L215 42H216V39H218L219 36L221 35V31H220V28L218 27L217 21H219V20H221V19H223V18H228V19H230V18H234V19H238V20L245 21V22H246V25L248 26L249 23L255 21L254 18H260L261 16H263V15H261V14L264 13V0H206L203 6H200V2H201L202 0H175V2H172V0H169L170 2H167V5H166L164 8H162V6L160 7V5H159L160 3H159V2H158V5H157V2H156V5H157V6H156V5H155V1H156V0H138ZM162 1H163V0H161V2H162ZM166 1H168V0H166ZM0 2H2V1H0ZM20 2H19V3H20ZM33 2H34V0H33ZM65 2H66V1H65ZM72 2H74V1H72ZM52 3H53V2H52ZM70 3H71V2H70ZM134 3H135V2H134ZM134 3H133V4H134ZM137 3H138V2H137ZM139 3H138V4H139ZM2 4H3V3H2ZM36 4H37V3H36ZM39 4H40V3H39ZM41 4H42V3H41ZM44 4H45V3H43V5H44ZM56 4H58V3H56ZM60 4H61V3L59 2L58 5H60ZM67 4H68V3H67ZM72 4H73V3H72ZM72 4H71V5H72ZM79 4H80V3H79ZM135 4H136V3H135ZM20 5H21V4H20ZM20 5H19V6H20ZM33 5H34V4H33ZM45 5H46V4H45ZM49 5H50V4H49ZM161 5H162V4H161ZM163 5H164V4H163ZM30 6H32V5L30 4ZM37 6H38V5H37ZM53 6H54V5H53ZM2 7H3V6H2ZM16 7L18 8V6H16ZM16 7H15V8H16ZM34 7H35V6H34ZM51 7H52V5H51ZM56 7H57V6H56ZM72 7H75V6H72ZM77 7H78V5H77ZM24 8H26L25 5H24ZM40 8H41V6H40ZM40 8H39V9H40ZM136 8H137V6H136ZM140 8H139V9H140ZM27 9H28V8H27ZM55 9H56V8H55ZM61 9H62V8H61ZM71 9H72V8H71ZM74 9H75V8H74ZM139 9H138V10H139ZM14 10H17V9H14ZM42 10H45V9H42ZM67 10H68V9H67ZM75 10H76V9H75ZM140 10H141V9H140ZM143 10H141V11H143ZM214 10H215V15H217V20H213L211 24H208V21H207L206 17H207L208 15H210V13L213 12ZM10 11H11V10H10ZM17 11H18V10H17ZM25 11H26V10H25ZM65 11H66V9H65ZM68 11H70V10H68ZM77 11H78V10H77ZM141 11H140V12H141ZM11 12H13V11H11ZM21 12H22V11H21ZM40 12H42V11H40ZM71 12H72V11H71ZM262 12H263V13H262ZM15 13H18V12H15ZM24 13H25V12H24ZM42 13H43V12H42ZM44 13H45V12H44ZM64 13H65V12H64ZM73 13H74V15H75V12H73ZM76 13H77V12H76ZM78 13H79V12H78ZM22 14H23V13H22ZM22 14H21V16H22ZM37 14H39V13H37ZM49 14H50V12H49ZM68 14H69V13H68ZM156 14H157V15H156ZM17 15H18V14H17ZM40 15H41V14H40ZM69 15H70V14H69ZM23 16H24V15H23ZM29 16H30V15H29ZM35 16H39V15H35ZM35 16H34V17H35ZM54 16H55V15H54ZM64 16H65V14H64ZM75 16H76V15H75ZM78 16H80V15H78ZM45 17H46V16H45ZM67 17H68V16H67ZM72 17H73V16H72ZM143 17H144V16H143ZM160 17H161V16H160ZM31 18H32V17H31ZM40 18H41V17H40ZM43 18H44V17H43ZM43 18H42V19H43ZM70 18H71V17H70ZM147 18H146V20H147ZM154 18H153V20H154ZM158 18H159V17H158ZM26 19H27V17H26ZM156 19H157V18H156ZM156 19H155V20H156ZM28 20H29V19H28ZM40 20H41V19H40ZM59 20H60V19H59ZM64 20H65V19H64ZM74 20H75V22H76V18H74ZM155 20H154V21H155ZM157 20H158V19H157ZM157 20H156V21H157ZM38 21H39V20H38ZM38 21H37V22H38ZM43 21H44V20H43ZM55 21H56V20H55ZM68 21H69V20H68ZM149 21H150V20H149ZM161 21H162V20H161ZM166 21H167V22H166ZM37 22H36V23H37ZM58 22H59V21H58ZM70 22H71V19H70ZM70 22H68V23H70ZM157 22H158V21H157ZM33 23H34V22H33ZM38 23H40V21H39ZM38 23H37L36 25H38ZM42 23H43V22H41V24H42ZM43 24H44V23H43ZM48 24H49V23H48ZM153 24H154V23H153ZM172 24H174L175 26L173 25L174 27H171ZM31 26H32V24H31ZM38 26H39V25H38ZM65 26H66V25H65ZM69 26H70V25H69ZM42 27H43V25H42ZM42 27H41V28H42ZM51 27H52V26H51ZM66 27H67V26H66ZM66 27H65V28H66ZM71 27H73V26H71ZM71 27H68V28L71 29ZM35 28L38 29L37 27H35ZM148 29H149V28H148ZM39 30H40V28H39ZM73 30H74V29H73ZM146 30H147V29H146ZM172 30H173V31H172ZM51 31H52V30H51ZM84 31H85V30H84ZM17 32H18V31H17ZM17 32H16V33H17ZM19 32H20V31H19ZM19 32H18V33H19ZM70 32H71V31H70ZM78 32H80V31H77V33H78ZM85 32H86L87 35H88V32H87V31H85ZM145 32H146V31H145ZM145 32H144V33H145ZM149 32H150V31H149ZM199 32H201V34H200ZM18 33H17V35H18ZM21 33H22V32H21ZM60 33H61V32H60ZM63 33H64V32H63ZM63 33H62V34H63ZM147 33H148V32H147ZM147 33H146V34H147ZM154 33H155V32H154ZM154 33H153V34H154ZM196 33H198V35L200 34L201 36H198V35H197L199 38L195 40ZM13 34H14V33H13ZM19 34H20V33H19ZM56 34H57V33H56ZM66 34H67V33H66ZM82 34H83V33H82ZM141 34H142V35H141ZM150 34H152V32H151ZM159 34H158V35H159ZM14 35H16V34H14ZM14 35H13V37H14ZM17 35H16V36H17ZM20 35H21V34H20ZM20 35H19V36H20ZM67 35H68V34H67ZM75 35H76V34H75ZM75 35H74V36H75ZM80 35H81V34H80ZM83 35H84V34H83ZM87 35H86V37H87V39H88V37H90L92 34L89 35V36H87ZM140 35L143 36V33H140ZM148 35H149V34H148ZM19 36H17V37H19ZM21 36H22V35H21ZM21 36H20V38H21ZM64 36H65V35H64ZM162 36H161V38H162ZM61 37H62V36H61ZM76 37H79V35L76 36ZM80 37H81V36H80ZM143 37H144V36H143ZM14 38H15V37H14ZM42 38H43V37H42ZM91 38H92V37H91ZM91 38H90V39H91ZM138 38H139V35H138ZM39 39H41V37H39ZM47 39H48V38H47ZM126 39H129V38L126 37ZM126 39H124V40H126ZM17 40H19V38H18ZM42 40H43V39H42ZM50 40H51V39H50ZM55 40H56V39H55ZM62 40H63V39H62ZM64 40H65V39H64ZM64 40H63V42H61V41H60V42H61V43H64ZM88 40H89V39H88ZM91 40H92V39H91ZM171 40H172V37H171ZM15 41H16V40L13 41V44L11 43V46L9 47V50H10V51H14V50L17 51V50H20L21 52H19V51H17V52H19L20 55H21V53H25V51H27L26 49L29 48V47H25V46H26L25 43H23V45H22V46H24V44H25V46H24L25 48H24V47H21V43H18L19 41H18V42H15ZM20 41H21V40H20ZM39 41H41V40H39ZM46 41H47V40L45 39V41H44V42L41 41V43L43 44V43H45ZM65 41H66V40H65ZM108 41H109V40H108ZM128 41H129V40H128ZM128 41H127V42H128ZM130 41H131V40H130ZM130 41H129V42H130ZM135 41H137V40H135ZM135 41H133V43H134ZM158 41H159V40H158ZM161 41H162V39H161ZM7 42H8V41H7ZM14 42H15V43H14ZM86 42H87V41H86ZM110 42H112V41L110 40ZM39 43H40V42H39ZM54 43H55V42H54ZM133 43H131V44H133ZM136 43H137V42H136ZM160 43H161V42H160ZM163 43H165V42H162V44H163ZM226 43H228L229 45H231V41H230V39L226 40ZM2 44H3V43H1V45H2ZM6 44H7V46L10 45V43H5V45H6ZM8 44H9V45H8ZM42 44H41V45H42ZM46 44H47V43H46ZM51 44H52V43H51ZM51 44L49 43V45H51ZM57 44H58V42H57ZM57 44H56V45H57ZM66 44H67V42H66ZM66 44H64V45L66 46ZM69 44H70V43H69ZM125 44H126V43H125ZM158 44H159V43H158ZM1 45H0V46H1ZM5 45H2L3 47H1L0 50H1L2 48L5 49ZM44 45H45V44H44ZM44 45H42V46H44ZM76 45H77V44H76ZM110 45H111V44H109V46H110ZM127 45H128V44H127ZM133 45H134V44H133ZM133 45H132V47H133ZM173 45H174V44H173ZM184 45H185V46L188 45L189 47L193 48L194 53H192V55H190V56L187 55V54H186L187 56H186L185 54H183V49L181 50L180 48L183 47ZM196 45H197V46H196ZM27 46H28V45H27ZM45 46H47V45H45ZM52 46H54V45H52ZM59 46H60V45H59ZM61 46H63V45L61 44ZM61 46H60V47H61ZM67 46H68V45H67ZM77 46H79V44H78ZM109 46H108V47H109ZM128 46H129V45H128ZM174 46H175V45H174ZM185 46H184V47H185ZM57 47H58V46H57ZM110 47H111V46H110ZM161 47H162V46H161ZM39 48H40V47H39ZM47 48H49V47H47ZM61 48H63V47H61ZM170 48H172V47H170ZM4 49H2L1 51L3 52ZM42 49H43V48H42ZM42 49H41V50H42ZM52 49H53V48H52ZM59 49H60V48H59ZM65 49H66V47H65ZM168 49H169V48H168ZM28 50H30V49H28ZM49 50H51V49H49ZM61 50H62V49H61ZM158 50H159V52H160L161 49L158 48ZM166 50H167V48H166ZM166 50H165V52H166ZM197 50H200V51L197 52ZM7 51H8V50H7ZM7 51L5 50V52H7ZM10 51H8V52L11 53ZM30 51H31V50H30ZM30 51H29V52H26L27 54L29 53L28 55H23V54H22V55H23V56H21L22 59L24 58V56H26V59H27V57H29V56L31 55L30 53H31V52L33 53V51H31V52H30ZM46 51H47V50H46ZM54 51H56V50H54ZM58 51H59V50H57L56 52L58 53ZM62 51H63V50H62ZM65 51H66V50H65ZM161 51H162V50H161ZM167 51H168V50H167ZM2 52H0V53H2ZM44 52H45V48H44ZM47 52H48V51H47ZM159 52H158V53H159ZM163 52H164V50H163ZM171 52H172V50H171ZM3 53H4V52H3ZM9 53H7V54H9ZM13 53H15V52H13ZM19 53H18V54H19ZM40 53H41V52H40ZM45 53H46V52H45ZM52 53H53V52H51V54H52ZM70 53H71V52H70ZM74 53H75V52H74ZM167 53L169 54L170 52L168 51ZM15 54H16V53H15ZM18 54H17V56H18ZM54 54H55V53H54ZM59 54H60V53H59ZM59 54H58V55H59ZM161 54H162V53H161ZM161 54H160V56H161ZM4 55H5V54L1 55V58H2ZM13 55H14V54H13ZM13 55H12V56H13ZM20 55H19V56H20ZM65 55H66V58H67L68 55H70V54H68V55L65 54ZM76 55H77V54H76ZM170 55H171V54H170ZM7 56H8V55H7ZM9 56H11V55H9ZM12 56H11V57H12ZM41 56H42V55H41ZM41 56H40V57H41ZM43 56H44V55H43ZM51 56H55V55H51ZM162 56H163V55H162ZM188 56H189V57H188ZM21 57H20V58H21ZM46 57H47V55H46ZM48 57H49V56H48ZM48 57H47V58H48ZM72 57H74V55H73ZM1 58H0V60H1ZM7 58H8V57H7ZM60 58H61V57H60ZM63 58H64V56H63ZM75 58H76V57H75ZM161 58H160V59H161ZM187 58H188V59H187ZM189 58H191L192 62H195V64L192 63V62L190 61ZM9 59H10V61H11V60H13L14 58L11 59V58L9 57ZM24 59H25V58H24ZM24 59H23V60H24ZM30 59H31V58H30ZM68 59H69V58H68ZM70 59H71V58H70ZM72 59H73V58H72ZM2 60H3V58H2ZM2 60H1V61H2ZM6 60H7V59H6ZM6 60H4V61H6ZM15 60H16V59H15ZM38 60H41V58L38 59ZM42 60H43V59H42ZM44 60H46V59H44ZM44 60H43V61H44ZM50 60H51V57H50ZM56 60H57V59H56ZM61 60H62V58H61ZM65 60H66V59H65ZM77 60H78V59H77ZM77 60H76V61H77ZM162 60H160L159 63L162 64ZM167 60H168L169 62H167ZM7 61H8V60H7ZM13 61H14V60H13ZM46 61H47V60H46ZM63 61H64V59H63ZM66 61H67V60H66ZM66 61H65V63H66V65H67V62H68V61H67V62H66ZM70 61H71V60H69V62H70ZM234 61H235V60H234ZM15 62H17V61H15ZM31 62H33V61L31 60ZM38 62H39V61H38ZM41 62H42V61H41ZM47 62H48V61H47ZM55 62H56V61H55ZM59 62H60V61H59ZM71 62H72V61H71ZM71 62H70V64H71ZM199 62H202V63H199ZM1 63H2V62H1ZM4 63H5V62H3V64H4ZM7 63L9 64V63H11V62H7ZM34 63H35V62H34ZM51 63H52V61H50V64H51ZM57 63H58V62H57ZM62 63H63V62H62ZM65 63H63V64H65ZM72 63H73V62H72ZM3 64H2V65H3ZM27 64H28V65H27L28 67H30V66H31V67H32V66H36V67H37V66H38V64H37V65H34V64L32 65V63L30 64V61H29V63L27 62ZM29 64H30V66H29ZM39 64H41V63H39ZM59 64H60V63H59ZM171 64H172V65H171ZM6 65H7V64L5 63V67H6ZM43 65H44V63H43ZM45 65L47 66V64H45ZM51 65H52V64H51ZM54 65H55V63H54ZM54 65H52V66H50V67H54ZM46 66H45V67H46ZM48 66H49V65H48ZM62 66H63V65H62ZM67 66H68V65H67ZM73 66H74V65H73ZM175 66H177V65H175ZM24 67H25V66H24ZM36 67H35V69H37ZM177 67H178V66H177ZM3 68H4V67H3ZM9 68L11 69V66L8 67V68L6 69L8 73H9V71H11V70H9ZM40 68H42V67H40ZM46 68H47V67H46ZM68 68H70V67H68ZM68 68H67V69H68ZM71 68H72V67H71ZM26 69H28V68H26ZM30 69L32 70V68H30ZM30 69H29V70H30ZM38 69H39V67H38ZM38 69H37V70H38ZM48 69H50V68H48ZM53 69H55V68H53ZM58 69H59V68H58ZM62 69H64V68H62ZM8 70H9V71H8ZM31 70H30V71H31ZM41 70H42V69H41ZM41 70L39 69V71H41ZM43 70H44V72L46 73L47 70H45V69H43ZM59 70H60V69H59ZM69 70H70V69H69ZM173 70H174V68H173ZM2 71L4 72L5 70H2ZM25 71H26V70L24 69V71H22V72H25ZM27 71H28V70H27ZM27 71H26V72H27ZM35 71H36V70H35ZM55 71H56V70H55ZM70 71H71V70H70ZM5 72H6V71H5ZM7 72H6V73H7ZM26 72H25V73H26ZM44 72H43V73H44ZM47 72H48V71H47ZM63 72H65V71H63ZM67 72H68V71H67ZM168 72L170 73L171 70H170V71L168 70ZM8 73H7V76H8ZM12 73H14V72H12ZM33 73H35V72H33ZM37 73H38V72H36V74H34V75H37ZM41 73H42V72H41ZM48 73H50V72H48ZM52 73H53V72H52ZM70 73H72V72H70ZM70 73H69V75H70ZM173 73H174V71H173ZM175 73H176V72H175ZM175 73L173 74V77H174V78L171 77L172 79H175L176 77H178V74H177V76H176ZM180 73H181V74H180ZM3 74H4V76H6L5 73H3ZM9 74L11 75V73H9ZM61 74H62V73H61ZM205 74H206V75H207V74H208V75L210 74V76L207 78V80H204V79H203V77H205ZM10 75H9V76H10ZM12 75H13V74H12ZM12 75H11V77H12ZM40 75H41V74H40ZM48 75H49V74H48ZM62 75H63V74H62ZM71 75H72V74H71ZM169 75H170V74H169ZM174 75H175L176 77H175ZM7 76H6L5 78H7ZM38 76H39V75H38ZM38 76H36V77L38 78ZM41 76L44 77V74H42ZM46 76H47V75H46ZM59 76H60V75H59ZM105 76H106V75H105ZM170 76H172V75H170ZM29 77H30V76H29ZM29 77H28V79H29ZM36 77H35V78H36ZM47 77H48V76H47ZM78 77H79V76H78ZM82 77H83V76H82ZM2 78H3V77H2ZM2 78H1V76H0V97H1V98H0V106H1L2 104H7L6 101L9 102V104L11 103V104L15 105L16 103L19 102V101H18V102H15V101H17V97L15 96L16 94L12 93V91H11L10 89H7V85H5V86H6V89H3V88H2V87H3L2 82L4 81V80H3L4 78H3V79H2ZM32 78H33V76H32ZM35 78H33V79L36 81ZM45 78H46V77H45ZM45 78H43V79H45ZM50 78H51V77L49 76V79H50ZM79 78H80V77H79ZM38 79H39V78H38ZM46 79H47V78H46ZM80 79H81V78H80ZM83 79H85V78H83ZM105 79H106V78H104V80H105ZM5 80H6V79H5ZM13 80H14V79H13ZM13 80H12V81H13ZM24 80H26V79H24ZM39 80H40V79H39ZM39 80H38V81H39ZM47 80H48V79H47ZM51 80H52V79H51ZM10 81H11V80H10ZM12 81H11V82H12ZM29 81H30V82H28V81L26 82V81H25L24 83H27V84L30 83V84H31V80H29ZM45 81H46V80H45ZM181 81H182V79H181ZM4 82H5V81H4ZM4 82H3V83H4ZM7 82H8V80H7ZM7 82H5V83H7ZM33 82H34V81H33ZM43 82H44V81H43ZM47 82H48V84L50 83V85H51V82H52V81L49 82V80H48ZM47 82H46V83H47ZM81 82L83 83V80L80 81L79 83L81 84ZM102 82H103V81H102ZM121 82H122V81H121ZM177 82H178V80H177ZM5 83H4V84H5ZM12 83H13V82H12ZM24 83H21V84L24 85ZM46 83H44L45 85L43 84V85H44V88L46 87ZM104 83H105V82H104ZM104 83H103V84H104ZM187 83H186V85H187ZM14 84L16 85V84H18V83L15 82ZM14 84H13V85H14ZM21 84H19V87H22V88L19 89L18 92H20V90H21V92H22V91H25L24 89H25V88H28V86H30V84H29L28 86L25 84L26 87H25V86H20ZM39 84H40V82H39ZM80 84H78V85L80 86ZM85 84L87 85V83H85ZM85 84H82V85H85ZM108 84H109V83H108ZM116 84H118V83H116ZM120 84H122V83H120ZM124 84H125V83H124ZM174 84H178V83H176V81H175ZM61 85H62V84H61ZM63 85H65V83H64ZM74 85H75V84H74ZM78 85H77V86H78ZM113 85H115V84H113ZM179 85H180L182 91H183V90L185 91V89H188V88H189L188 85H187V86L185 85L187 88H185V89L182 88L181 85H184V83H183V84L181 83V84H179ZM1 86H2V87H1ZM9 86H10V87H14V86H11V85H9ZM17 86H18V85H17ZM41 86H42V85H41ZM57 86H60V85H57ZM57 86H54V87H57ZM101 86H103V85H101ZM107 86H108V85H107V83H106V86H105V87H107ZM118 86H119V85H118ZM172 86L174 87L173 84H172ZM185 86H183V87H185ZM15 87H16V86H15ZM47 87H49V85H48ZM108 87L110 88V87H112V86H108ZM119 87H120V86H119ZM169 87L171 88L170 85H169ZM175 87L177 88V87H179V86L175 85ZM175 87H174V88H175ZM180 87H179V88H180ZM191 87H192V88H191ZM23 88H24V89H23ZM39 88H41V87L39 86ZM42 88H43V87H42ZM44 88H43V89H44ZM59 88H60V87H58V89H59ZM76 88H77V87H76ZM76 88H75V89H76ZM81 88H82V87L79 88V91H80ZM83 88H84V86H83ZM86 88H88V87H86ZM109 88H107V90H105L106 88H103V89H104L105 91H108ZM11 89H13V88H11ZM22 89H23V90H22ZM45 89H46V88H45ZM53 89H54V88H53ZM112 89H114V87H112ZM117 89H119V88H117ZM117 89H115V91H113V92L119 91V90H117ZM171 89H173V88H171ZM191 89H192V90H191ZM7 90L11 91V93L15 96L14 99H13V97L9 96V95H10L9 93L7 94ZM14 90H15V89H14ZM14 90H13V91H14ZM26 90H27V89H26ZM63 90H64V89H62V91H63ZM175 90H176V89H175ZM175 90H173V91L176 92ZM190 90H191V91H190ZM215 90L218 91L220 94L218 93V94H219L218 96L216 95L215 98H211L210 95H212V94H210V92H214ZM15 91H16V90H15ZM76 91L78 92L77 89H76ZM86 91L89 92V90H87V89L85 90V92H86ZM120 91H121V90H120ZM170 91H171V90H169L168 92H170ZM177 91H179V89H178ZM182 91H181V92H182ZM184 91H183V92H184ZM186 91H187V90H186ZM186 91H185V92H186ZM85 92H84V93H85ZM113 92H111V93H113ZM63 93H65V92H63ZM63 93H61V94H63ZM79 93H80V92H79ZM79 93H78V94H79ZM81 93H82V92H81ZM84 93H83V96H84ZM108 93L110 94V92H108ZM117 93H118V92H117ZM171 93H173V92H171ZM177 93H178V94H177V98H176V99H181V97L183 98L182 95H184V94L181 93V94H182V95H181L180 92H177ZM189 93H187V94H189ZM12 94H11V95H12ZM86 94H87V93H86ZM86 94H85V95H86ZM90 94H91V93H90ZM113 94H114V93H113ZM115 94H116V93H115ZM192 94H193V93H192ZM13 95H12V96H13ZM175 95H176V94H175ZM175 95H174V96H175ZM178 95H180L181 97L178 98V97H179ZM185 95H186V94H185ZM185 95H184V98H185ZM59 96H60V99H61L62 95H59ZM59 96H58V97H59ZM81 96H82V94H81ZM89 96H90V95H88V97H89ZM91 96H92V95H91ZM174 96H173V97H174ZM186 96H187V95H186ZM189 96H190V95H189ZM192 96H193V95H192ZM209 96H210V97H209ZM65 97H66V96H65ZM88 97H87V98H88ZM93 97H94V99H95V96H93ZM173 97H172V98H173ZM175 97H176V96H175ZM187 97H188V96H187ZM187 97H186V98H187ZM194 97H195V96H193V98H194ZM19 98H20V97H19ZM63 98H64V94H63ZM80 98H81V97H80ZM84 98H85V97H84ZM89 98H91V97H89ZM184 98H183V100L186 101V100H185L186 98H185V99H184ZM189 98H192V97H189ZM197 98H198V96H197ZM197 98L195 97L194 99L197 100ZM15 99H16V100H15ZM60 99H56V100H60ZM66 99H67V98H64V100H66ZM77 99H78V98H77ZM77 99H76V100H77ZM101 99H103V97H102ZM176 99H175V100H176ZM234 99H235V100H234ZM18 100H19V99H18ZM20 100H21V99H20ZM22 100H23V99H22ZM79 100H80V99H79ZM82 100H83V99H82ZM82 100H81V101H82ZM86 100H87V99H86ZM95 100H96V99H95ZM95 100H94V101H95ZM122 100H123V98H122ZM122 100H121V101H122ZM166 100H167V99H166ZM169 100H170V99H169ZM183 100H182V101H183ZM189 100H191V99H189ZM196 100H191V101H193V102L190 101V102H191L190 104L193 103V104H192V106H193V105H194V102H195ZM66 101H67V100H66ZM66 101H65V102H66ZM91 101H92V102H91ZM91 101H90V102L93 103V100H91ZM103 101H104V100H103ZM123 101H124V100H123ZM158 101H159V100H158ZM164 101H165V100H164ZM177 101H178L179 103H178ZM177 101H176V102H177V104H179V105H180V103L182 102L181 100H180V101L177 100ZM187 101H188V100H187ZM20 102L23 104L22 101H20ZM55 102H56V101H55ZM76 102H77V101H76ZM88 102H89V101H88ZM104 102H106V101H104ZM165 102H166V101H165ZM170 102H172V101H170ZM173 102H174V100H173ZM173 102H172V103H173ZM238 102L236 101L237 104H236L235 102H234V104L237 106V105H238ZM57 103H58V102H57ZM62 103H63V101H62ZM62 103H61V101H60V106H61L62 108H64V107L62 106V105H63ZM78 103H79V102H78ZM85 103H86V102H85ZM95 103H96V101H95ZM97 103H98V100H97ZM101 103H102V102H101ZM118 103H119V102H118ZM120 103H121V102H120ZM162 103H163V102H162ZM167 103H168V101H167ZM172 103H171L170 105H172ZM174 103H175V102H174ZM185 103H189V102H185ZM201 103H202V102H201ZM242 103H243L244 105H243ZM18 104H19V103H18ZM18 104H17V105H18ZM22 104H20V106H21ZM61 104H62V105H61ZM64 104H65V103H64ZM73 104L75 105L74 102H73ZM81 104H82V103H81ZM105 104H106V103H105ZM156 104H157V103H156ZM158 104H160V103H158ZM158 104H157V105H158ZM182 104H183V103H182ZM190 104H188L189 106H188L187 104H183L182 106L187 105V108H186V106H184V107H185V109H188V107H191ZM207 104H206V105H207ZM234 104H232V105L234 106ZM7 105H8V104H7ZM86 105H87V104H86ZM118 105H119V104H118ZM154 105H155V103H154ZM154 105H153V106H154ZM161 105H162V104H161ZM163 105H164V104H163ZM2 106H4V105H2ZM5 106H6V105H5ZM5 106H4V107H5ZM8 106H9V105H8ZM10 106H11V105H10ZM20 106L18 107L19 109L16 107V105H15L16 108H12L13 106H11L12 109L9 108V109H11V110H9V111L6 110V111L8 112V114H6V116L4 115L5 113L3 114V116H5V118L3 119V117H2V119L4 120V121H3V124H4V122L7 123V124H5V125H7V127H8V122H9V124H10V121H12V119H19V120H21V122H19V120H18V121L16 120V121H17V124H18V122H19V124L21 125V126H20V125L17 126V127H18V128H17V131H19V130L23 131L24 129L22 130V128H23V127H27V126H30V128H31V125L22 126L23 123H24V125L28 124V123L26 122V121H28V120H26V121H25V119L23 120V118H24L23 116L25 115V113L23 114L22 106H21V107H20ZM55 106H57V105H55ZM64 106H65V105H64ZM95 106H96V105H95ZM100 106H102V105H100ZM165 106L167 107L168 104L165 105ZM173 106H174V107H173L174 109L177 108V107L175 108L176 105L173 104ZM194 106H195V105H194ZM197 106H200V105L196 104V110L198 111V108H200V107H197ZM203 106H204V104H203ZM203 106H202V108H203ZM212 106H211V107H212ZM236 106H235V107H236ZM4 107H3V108H4ZM58 107H59V106H58ZM77 107H78V106H77ZM77 107H76V108H77ZM86 107H87V106H86ZM105 107H106V106H105ZM144 107H145V106H144ZM158 107L160 108V105H158ZM162 107H163V106H162ZM166 107H165V108H166ZM213 107H212V111H213ZM54 108H55V111H53V112L55 113V112L57 111L58 108H56V107H54ZM106 108H107V107H106ZM111 108H113V107H111ZM152 108H153V107H152ZM154 108H155V107H154ZM159 108H158V109H159ZM192 108L195 109V107H192ZM204 108H205V107H204ZM207 108H208V106H207ZM228 108H229V109H228ZM232 108H233L232 110L235 109L234 107H232ZM238 108H240V107L237 106V109H238ZM88 109H89V108H88ZM98 109H99V108H98ZM100 109H101V108H100ZM155 109L158 110L157 108H155ZM155 109H154V110H155ZM174 109H173V110H174ZM179 109H181V107H179ZM185 109L182 110V112H183V111H184V112H187V111H188V110L186 111ZM205 109H206V108H205ZM208 109H210V108H208ZM208 109H207V110H208ZM240 109H241V108H240ZM78 110H79V109H78ZM82 110H83V109H82ZM90 110H91V109H90ZM103 110H104V109H103ZM108 110H109V109H108ZM162 110H163V109H161V111H162ZM190 110H191V109H190ZM200 110H201V109H199V112L202 111V110H201V111H200ZM203 110H204V109H203ZM238 110H239V109H238ZM238 110H237V111H238ZM25 111H26V110H25ZM79 111H80V110H79ZM174 111H175V110H174ZM179 111H181V110H179ZM194 111H195V110L188 111L187 113H189V112L191 113V112H194ZM210 111H211V110H210ZM229 111H228V112H229ZM239 111H241V110H239ZM4 112H5V111H4ZM53 112H52V114H53ZM88 112H89V111H88ZM91 112H92V111H91ZM99 112H100V111H99ZM107 112H108V111H107ZM154 112H155V111H154ZM184 112H183V113H184ZM195 112H196V111H195ZM195 112H194V113H195ZM204 112H205V111H204ZM208 112H209V111H208ZM222 112H223V111H222ZM2 113H3V111H2L1 114H0L1 116H2ZM73 113H74V111H73ZM81 113H82V112H81ZM94 113H95V112H94ZM101 113H102V112H101ZM111 113H112V112H111ZM159 113H160V115L162 114L161 112H159ZM174 113H175V112H173V114H174ZM176 113H178V110L176 111ZM187 113H185V118H186V115H189V114H187ZM206 113H207V112H206ZM217 113H218V111H217ZM225 113H226V112H225ZM235 113H236V112H235ZM238 113L240 114L241 112H238ZM76 114H77V113H76ZM76 114H75V115H76ZM109 114H110V113H109ZM113 114H114V113H113ZM113 114H112L111 116H113ZM155 114L157 115V113H155ZM192 114H193V113H192ZM196 114H197V113H196ZM196 114H194V115H196ZM201 114L203 115V111H202ZM209 114H210V112H209ZM215 114H216V113H215ZM230 114H231V113H230ZM233 114H234V113H233ZM242 114L245 115L244 113H241L240 116H241ZM53 115H55V117H56L58 114L56 113V114H53ZM53 115H52V116H53ZM81 115H82V114H81ZM89 115H90V114H89ZM89 115H88V116H89ZM104 115L106 116V114H104ZM202 115H201V116H202ZM204 115H205V114H204ZM204 115H203V116H204ZM234 115H235V114H234ZM10 116H11L12 118H11ZM58 116H59V115H58ZM99 116H100V114H99ZM111 116H110V117H111ZM158 116H159V115H158ZM198 116H199V114H198ZM201 116H200V117H201ZM203 116H202V117H203ZM237 116H239V115L237 114ZM75 117H76V116H75ZM150 117H151V116H150ZM193 117H194V116H193ZM195 117H196V116H195ZM202 117H201V118H202ZM205 117H206V116H205ZM207 117H208V115H207ZM263 117H264V115H263ZM25 118H26V117H25ZM80 118H81V117H80ZM103 118H104V116H103ZM152 118H153V117H152ZM172 118H173V117H170V119H172ZM180 118H181V117H180ZM182 118H183V117H182ZM187 118H188V116H187ZM208 118H209V117H208ZM241 118H242V117H241ZM247 118H245V119H247ZM2 119H1V120H2ZM26 119H28V118H26ZM36 119L38 120L39 118H36ZM73 119H74V118H73ZM82 119H84V118H82ZM82 119H80L79 121H81ZM88 119H89V118H88ZM98 119H99V118H98ZM170 119H169V120H170ZM245 119H244V120H245ZM1 120H0V121H1ZM5 120L8 121V122H6ZM37 120H36V122H35L34 120H32V121H34L35 123H38ZM43 120L46 121V119H44V118H42L41 121L39 120V121L42 123L41 125L45 124L46 127H47V124H49V126L51 127V129L53 128V126H51L52 124H50V120H51V119H50L49 121L47 120V121L49 122V123H47V124H46L45 121H43ZM76 120H77V119H76ZM76 120L73 121L74 123L72 122V123L74 124V127H75V122H76ZM85 120H86V119H85ZM100 120H101V119H100ZM105 120H106V119H105ZM105 120H103V121H105ZM151 120H152V119H151ZM169 120H168V121H169ZM172 120H173V119H172ZM172 120H171V121H172ZM248 120H247V121H248ZM16 121L13 120V123L16 122ZM22 121H24V122H22ZM42 121H43V122H42ZM47 121H46V122H47ZM51 121H52V120H51ZM92 121H93V120H92ZM179 121H180V120H179ZM25 122H26V123H25ZM30 122H31V121H30ZM40 122H39V123H40ZM87 122H90V121L87 120ZM94 122H95V121H94ZM96 122H97V121H96ZM98 122H99V121H98ZM135 122H136V121H135ZM166 122H167V121H166ZM173 122H174V121H173ZM175 122H176V121H175ZM175 122L173 123V126H177V125H174ZM249 122H247V123H249ZM1 123H2V122H1ZM21 123H22V124H21ZM35 123H34V125H35ZM82 123H84V121H82ZM101 123H102V121H101ZM167 123H169V122H167ZM170 123H171V122H170ZM170 123H169V125H172V124H170ZM179 123H180V122H179ZM179 123H178V124H179ZM14 124H15V123H14ZM31 124H33V123H31ZM53 124H55V123L53 122ZM76 124H77V123H76ZM78 124H79V122H78ZM78 124H77L76 126H78ZM121 124H122V123H121ZM131 124H132V123H131ZM135 124H136V123H135ZM37 125H38V124H37ZM39 125H40V124H39ZM55 125H56V124H55ZM55 125H54V126H55ZM132 125H133V124H132ZM132 125H129V127L132 126ZM253 125H254V124L252 123V126H253ZM1 126H3L2 128H4V125H1ZM10 126H11V125H9V128H11ZM15 126H16V124H15ZM35 126H36V125H35ZM43 126H44V125H43ZM65 126H68V125H65ZM71 126H72V125H71ZM122 126H124V125H122ZM135 126H136V125H134V127H135ZM163 126H165V125H160V127H163ZM7 127H5V129H1V128H0V163H3L5 160H8V159H7V157H8L7 155H9L11 152H14V153H15V155H13V156H14V158H15L16 160H18V161H19V160H22V159H24L23 161H25L26 159H29V157L31 156L32 152H34V150H35L34 147L37 149V147H36L35 145L33 146V144L31 143L32 139H31V140L29 139V140L26 141L25 143H21V145L14 146V145H16L15 143L18 142V141H16V142L14 143V141L17 140V139H19V138H15V137L12 138V137H11V134H10V136H9V135H8V134H9V131L12 130V129H10V130L8 131V134H7V130H6ZM134 127H131V130H132V131H135V130H136V129L133 130ZM167 127H168V125H166V128H167ZM13 128H15V127H13ZM28 128H29V127H28ZM33 128H34V126H33ZM36 128H38V127H35L34 129L36 130ZM47 128H48V127H47ZM55 128H56V129H57V128L60 129V126H59V127L55 126ZM124 128H127V127L125 126ZM136 128H137V126H136ZM158 128H159V127H158ZM169 128H172V126H171V127L169 126ZM173 128H174V127H173ZM175 128H176V127H175ZM175 128H174V129H175ZM26 129H27V128H26ZM26 129H25V130H26ZM43 129H45V128H43ZM51 129H50V130H51ZM56 129H54V131H56ZM61 129H62V128H61ZM63 129H65V128H63ZM66 129H67V127H66ZM69 129H70V128H69ZM122 129H123V127H122ZM139 129H140V128H139ZM139 129H138V130H139ZM174 129H172V130L175 132ZM13 130H16V128L13 129ZM13 130H12V131H13ZM25 130H24V131H25ZM37 130H38V129H37ZM40 130H41V128H40ZM48 130H49V128H48ZM77 130H79V129H77ZM127 130H129V129H126V130L123 129V130H122V131H123V135H124V131L126 132ZM131 130H130V131H131ZM155 130L158 131V129H156V128L154 129V131H155ZM257 130H258V129H257ZM12 131H10V133H11ZM79 131H80V130H79ZM130 131H129V132H130ZM173 131H172V133H173ZM258 131H259V130H258ZM49 132H51V131H49ZM52 132H53V131H52ZM56 132H57V131H56ZM58 132H59V131H58ZM61 132H62V131H61ZM63 132H67V131L63 130ZM63 132H62V133H63ZM96 132H97V131H96ZM99 132H100V131H98V133H99ZM129 132H127V133H129ZM136 132H137V130H136ZM159 132H160V131H158L157 133L159 134ZM14 133H15V131H14ZM18 133H21V132H18ZM18 133H15V136H16V134H18ZM77 133H78V132H77ZM98 133H97V134H98ZM259 133L261 134V131L258 132V135H259ZM263 133H264V132H263ZM21 134H22V133H21ZM25 134H26V133H25ZM25 134H22V135L25 136ZM54 134H55V132H54ZM59 134H61V133H59ZM75 134H76V133H75ZM93 134H94V133H92V135H93ZM97 134L95 133V136H96ZM99 134L101 135V133H99ZM125 134H126V133H125ZM132 134H134V133H132ZM132 134H131V136L133 137ZM135 134H136V133H135ZM177 134H178V133H177ZM188 134H189V133H188ZM13 135H14V134H13ZM22 135H20V136H22ZM27 135H29V134H27ZM56 135H57V134H56ZM70 135H72V134H70ZM70 135H69L68 137H70ZM85 135H86V134H85ZM87 135H88V134H87ZM90 135H91V134H90ZM90 135H89V137H91ZM100 135H99V136H100ZM129 135H130V134H128V135L126 134L127 137H129ZM262 135H263V134H261V137H262V138L260 139V137H259L258 139L262 140V139H263V136H262ZM53 136H54V135H53ZM58 136L60 137V135H58ZM61 136H62V135H61ZM95 136H93V137L95 138ZM97 136H98V135H97ZM131 136H130V137H131ZM156 136L158 137V135H156ZM176 136H177V135H176ZM188 136H189V137H188ZM188 136H186V137L190 138V135H188ZM220 136H221V135H220ZM27 137H28V136H27ZM55 137H56V136H55ZM63 137L68 138V137L65 136V135H63ZM93 137H92V139H91L92 142L95 140ZM102 137H103V135H102ZM102 137H101V139H102ZM157 137H156V138H157ZM174 137H175V135H174ZM186 137H185V138H186ZM257 137H258V136H257ZM20 138L22 139V137H20ZM28 138H30V136H29ZM32 138H33V137H32ZM60 138H61V137H60ZM65 138H63V140H64ZM71 138H72V137H71ZM73 138H74V137H73ZM86 138H88V136H87ZM98 138L100 139V137H98ZM98 138H97V139H98ZM103 138H104V137H103ZM180 138H181V137H180ZM14 139H15V140H14ZM21 139H20V140H21ZM68 139H69L68 142L71 141L70 138H68ZM93 139H94V140H93ZM159 139H160V135H159ZM223 139H224V138H223ZM25 140H26V139H25ZM55 140H56V139H55ZM61 140H62V139H61ZM61 140H60V142H61ZM63 140H62V141H63ZM86 140H87V139H85V141H86ZM178 140H179V139H178ZM187 140H188V139H187ZM260 140H256V141H259V143H260ZM23 141H24V140H23ZM29 141H30V142H29ZM65 141H66V139H65ZM72 141H74V140H72ZM72 141H71V142H72ZM83 141H84V140H83ZM83 141H81L80 143H82ZM89 141H90V140H89ZM159 141H160V140H159ZM162 141H164L163 143L166 142V140H163V139H162ZM162 141L159 142V143H160V144H159L160 146H161V144H162V143H161ZM180 141H181V139H180ZM180 141H179L178 143L176 142V143L178 144V146H179V143L182 142V141H181V142H180ZM184 141H186V140L184 139ZM188 141H189V140H188ZM21 142H22V140H21ZM32 142H35V141L33 140ZM55 142H56V141H54V142H52V143H53V144H56ZM60 142H59V143H60ZM66 142H67V141H66ZM66 142H65V143H66ZM74 142L77 143V141H74ZM74 142H72V143H74ZM87 142H88V141H87ZM87 142H86V144H87ZM96 142L98 143V140H97ZM218 142H219V141H218ZM226 142H227V141H226ZM57 143H58V142H57ZM76 143H75V144H76ZM80 143H79V144H80ZM176 143H175L174 145L177 147ZM182 143H183V149L187 150L186 147H188L190 144L188 145V143L186 144V142H182ZM182 143H181V144H182ZM184 143L186 144L185 147H184V145H185ZM253 143L257 144L256 147H257V149H258V144H259V143H258V142H253ZM60 144H61V145L58 144V146H61V147L64 146V143H63V144L60 143ZM79 144H76V145H79ZM86 144H85V146H86ZM92 144H95V143H92ZM181 144H180V146H181ZM230 144H231V142H230ZM62 145H63V146H62ZM66 145H68V144H66ZM70 145H72V144H70ZM76 145H74V146H76ZM90 145H91V144H90ZM174 145H173V147H174ZM219 145H220V144H219ZM219 145H218V146H219ZM221 145H222V144H221ZM259 145H260V144H259ZM52 146H53V145H52ZM58 146H57V147H58ZM74 146H73V147H74ZM81 146H82V145H81ZM83 146H84V145H83ZM97 146H98V145H96V147H97ZM180 146H179V147H180ZM53 147H54V146H53ZM53 147H52V149H51L50 146H49V148H50L51 150L54 149ZM68 147H70V146H68ZM71 147H72V146H71ZM88 147H90V146H89V142H88ZM93 147H94V149H95V145H94ZM93 147H92V150H93V151L91 150L92 152H94ZM100 147H101V146H100ZM212 147H213V146H212ZM222 147H224V146H222ZM222 147H221V148H222ZM230 147H231V146H230ZM251 147H254V145L252 144V146H250V151L252 150ZM47 148H48V147H47ZM58 148H59V147H58ZM76 148H78V147H76ZM79 148L81 149L80 145H79ZM79 148L77 149V151H79ZM82 148H83V147H82ZM90 148H91V147H90ZM98 148H99V146H98ZM180 148H182V146H181ZM198 148H199V147H198ZM200 148H202V147H200ZM215 148H216V147H215ZM226 148H227V147H226ZM226 148H225V149H226ZM234 148H235V147H234ZM254 148H255V147H254ZM260 148H261V147H259L258 150H262V148H261V149H260ZM38 149H39V148H38ZM38 149H37V150H38ZM172 149H173V148H172ZM174 149H177V148L174 147ZM202 149H203V148H202ZM204 149H205V148H204ZM235 149H236V148H235ZM45 150H48V149L45 148L44 151H45ZM55 150H56V148H55ZM59 150H60V149H58V152H59ZM84 150H86V148H85ZM84 150H82L83 152L81 151V152H82L81 155H86V154L84 153ZM95 150H96V149H95ZM177 150H178V149H177ZM185 150H184V151H185ZM233 150H234V149H233ZM255 150H256V148H255ZM255 150L253 149V151H251V152H253V153H252L253 155L255 154V153H254ZM49 151H50V150H49ZM74 151H75V150H74ZM87 151H88V150H87ZM173 151H174V150H173ZM175 151H176V150H175ZM178 151H179V150H178ZM178 151H177V152H178ZM212 151H213V150H212ZM215 151H216V150H215ZM215 151H213V152H215ZM226 151H227V150H226ZM229 151H230V150H229ZM229 151H228V152H229ZM263 151H264V150H263ZM35 152H36V151H35ZM37 152H40V151H37ZM45 152H46V153H45ZM45 152H44V153L47 154V151H45ZM50 152H51V153H50ZM50 152H49V154H51V156H52V154L54 155V153H55L56 151H54V152H53V151H50ZM52 152H53V153H52ZM58 152H57V153H58ZM138 152H140V151H138ZM138 152H137V154L139 155ZM141 152L143 153L142 150H141ZM185 152H186V151H185ZM197 152H198V151H197ZM200 152H201V151H200ZM204 152H206V151H204ZM230 152H232V151H230ZM233 152H234V151H233ZM257 152H258V151H257ZM14 153H13V154H14ZM40 153H42V152H40ZM40 153H39V154H40ZM71 153L73 154V152H71ZM88 153H89V152H88ZM88 153H87V154H88ZM94 153H95V152H94ZM170 153H172V152H170ZM174 153H175V152H174ZM174 153H173V154H174ZM187 153H188V152H187ZM202 153H203V152H202ZM234 153H235V152H234ZM34 154H35V153H34ZM39 154H38V156H39ZM45 154H43V155H45ZM49 154H48V155H49ZM55 154H56V153H55ZM68 154H69V156H70V152H69ZM75 154H77V152H76ZM75 154H74V156H75ZM79 154H80V151H79ZM89 154H90V155H87V156H91V154H93V153L90 152ZM143 154H144V153H143ZM148 154H149V153H148ZM194 154H195V152H193V155H194ZM197 154H198V153H197ZM197 154L194 155V156H195L194 159L198 158V157H197V156H198ZM203 154H205V153H203ZM226 154H227V153H226ZM229 154H230V153H229ZM259 154L262 155L261 152H260ZM263 154H264V153H263ZM10 155H11V154H10ZM32 155H33V154H32ZM43 155L41 154L39 157H41V158H45V156L43 157ZM81 155H79L80 158H79V156H78V159L75 157V158H76V161H80V159L82 158ZM140 155H141V154H140ZM144 155H145V154H144ZM149 155H150V154H149ZM193 155H191V153H190V155H189L190 157L192 156V159H191V162H192V163H193V161H194V160H193V157H194ZM196 155H197V156H196ZM207 155H208V154H207ZM232 155H233V154H232ZM253 155H252V156H253ZM261 155H260L259 157H257L256 160L259 159V158L261 157ZM35 156H36V155H35ZM35 156H32L33 159H34ZM38 156H36V158H37ZM51 156H48L49 160H50V157H51ZM63 156H64V158H65L66 154L63 155ZM67 156H68V155H67ZM72 156H73V155H72ZM173 156H174V155H172V157H173ZM186 156H187V154H186ZM186 156H185V157H186ZM200 156H202V155L199 154V158H200ZM263 156H264V155H263ZM39 157H38V159H39ZM84 157L86 158V156H84ZM135 157H136V156H135ZM141 157H143V155H142ZM146 157H147V155H146ZM146 157H145V159H146ZM190 157H189V159H190ZM207 157H208V156H207ZM227 157H228V155H227ZM232 157H234V156H232ZM8 158H9V157H8ZM10 158H11V156H10ZM14 158H13V161L16 163V161L14 160ZM41 158H40V159H41ZM52 158H53V157H52ZM62 158H63V157H62ZM85 158H84V160H85ZM139 158H140V157H139ZM187 158H188V157H187ZM202 158H204V157L202 156ZM210 158H211V157H210ZM253 158H255V155L253 156ZM11 159H12V158H11ZM31 159H32V158H31ZM31 159H30V161H31ZM58 159H61V158H58ZM66 159H67V157H66ZM133 159H134V158H133ZM135 159H137V158H135ZM143 159H144V158H143ZM145 159H144V160H145ZM151 159H152V158H151ZM173 159H174V158H173ZM232 159H233V158H232ZM235 159H236V158H235ZM42 160H43V159H42ZM51 160H52V159H51ZM64 160H65V159H64ZM82 160H83V159H82ZM82 160H81V161H82ZM86 160H87V158H86ZM86 160H85V161H86ZM89 160H90V159H89ZM89 160H88V161H89ZM144 160H143V161H144ZM147 160H148V159H147ZM149 160H150V157H149ZM200 160H201V159H200ZM200 160L198 159V161H200ZM260 160H261V158L259 159V161H260ZM10 161H12V160H10ZM10 161H9V162H10ZM44 161H46V160H44ZM44 161H43V162H44ZM55 161H57V160H55ZM61 161H62V159H61ZM61 161L59 160V162H61ZM66 161H67V160H65V162H66ZM72 161H74V160H72ZM88 161H87V162H88ZM133 161H134V160H133ZM137 161H138V159H137ZM195 161H197V160H195ZM195 161H194V162H195ZM198 161H197V162H198ZM202 161H203V160H202ZM208 161H209V160H208ZM217 161H218V160H217ZM217 161L215 160V162H217ZM230 161H232V160H230ZM26 162H27V161H26ZM33 162H35V161H33ZM47 162H48V165H49V164H50L49 161H47ZM59 162L57 161V163H59ZM62 162H63V161H62ZM62 162H61V165H63V163H65V162H63V163H62ZM68 162H69V161H68ZM74 162H75V161H74ZM89 162H90V161H89ZM89 162H88V163H89ZM197 162H196V163H197ZM218 162H219V161H218ZM218 162H217V163H218ZM19 163H20V162H19ZM22 163H24V162H21L20 164H22ZM28 163H29V160H28ZM31 163H32V162H31ZM37 163H38V164H37ZM37 163H35V164H37V166H38V165L40 164V161H38ZM52 163H53V161H51V164L49 165V167L52 168V167H54V166H57V165L52 166V165H53ZM77 163L79 164L80 162H77ZM129 163H132V165H133V162L130 161ZM207 163H208V162H207ZM12 164H13V163H11V165H12ZM16 164H18V162H17ZM20 164H18V165H20ZM32 164H34V163H32ZM41 164H42V163H41ZM46 164H47V163H46ZM54 164H55V163H54ZM69 164H70V162H69ZM163 164H164V163H163ZM258 164H259V163H258ZM4 165H8V164L6 163V164H4ZM4 165H3V166H4ZM11 165H8V167L11 166ZM27 165H28V164H27ZM27 165H25V166H26V167H25L26 169L28 168ZM43 165H44V164H43ZM58 165H60V164H58ZM66 165H67V164L65 163V166H66ZM71 165H72V164H71ZM82 165H83V164H82ZM84 165H85V164H84ZM89 165H90V164H89ZM91 165H92V164H91ZM91 165H90L89 167H91ZM126 165H127V164H126ZM129 165H130V164H129ZM160 165H161V164H160ZM160 165H158L157 168H158ZM166 165H167V164H164V166L162 165L161 167L165 168ZM168 165H169V166H168ZM168 165H167V166L170 168V165H171V164H168ZM190 165H191V164H190ZM195 165H196V164H195ZM199 165H200V164H199ZM204 165H205V164H204ZM204 165L202 164L201 166L204 167ZM213 165H215V164H213ZM0 166H2V165H0ZM3 166H2V167H3ZM20 166H21V165H20ZM28 166H29V165H28ZM41 166H42V165H41ZM87 166H88V164H87ZM167 166H166V168H168ZM171 166H172V165H171ZM193 166H194V165H193ZM215 166L218 167V164H216ZM5 167H6V166H5ZM30 167L34 168V166H30ZM44 167H46V166L44 165ZM44 167H43V168H44ZM58 167H59V166H58ZM67 167H69V166H67ZM71 167H72V166H71ZM123 167H124V165H123ZM130 167H131V165H130ZM172 167H173V166H172ZM190 167H191V166H190ZM213 167H214V166H213ZM0 168H1V167H0ZM6 168H7V167H6ZM6 168H5V169H6ZM16 168H17V167H16ZM16 168H15V169H16ZM32 168H31V169H32ZM36 168H37V167H36ZM51 168H48V169L51 170ZM55 168H57V167H55ZM61 168H63V167H61ZM79 168H80V167H79ZM81 168H84V167H81ZM87 168H88V167H87ZM125 168H128V167L125 166ZM191 168H192V167H191ZM191 168H190V170H191ZM257 168H258V167H257ZM9 169H10V168H9ZM9 169H8V170L6 169V170H7V171H10L11 169H10V170H9ZM20 169H21V167H20ZM23 169H24V167H23ZM40 169H42V168L40 167ZM71 169H72V168H71ZM74 169H75V168H74ZM91 169H92V167H91ZM173 169H174V168H173ZM193 169H194V168H193ZM193 169H192V171H193ZM218 169H219V168H218ZM234 169H236V168H234ZM238 169H239V168H238ZM238 169H236V171H237ZM262 169L264 170V167H263ZM262 169H261V170H262ZM2 170H3V169H2ZM29 170H30V169H29ZM38 170H39V169H38ZM46 170H47V169H46ZM54 170H56V169H54ZM57 170L59 171V168H58ZM64 170H65V169H64ZM64 170H62V171H64ZM69 170H70V169H69ZM120 170H121V168H120ZM174 170H175V169H174ZM213 170H214V169H213ZM213 170H212V171H213ZM241 170H243V169H241ZM241 170H239L238 175H239V174L241 175V173H242V172L240 173ZM253 170H254V169H253ZM257 170H260V169L258 168ZM18 171H20V170H18ZM21 171H22V169H21ZM24 171H26V170L24 169ZM24 171H23V173H24ZM32 171H33V170H32ZM32 171H31V173H32ZM34 171H35V169H34ZM42 171H44V170L42 169ZM52 171H53V170H52ZM58 171H56V172L53 171V172H54V175H55ZM62 171L60 170L61 173H59V174H61V175L64 177V175H63L64 172L62 173ZM65 171H67V168H66ZM76 171H77V170H76ZM128 171H129V169H128ZM160 171H162V170H160ZM163 171H164V169H163ZM172 171H173V170H172ZM205 171H206V170H205ZM207 171H211V169H210V170L208 169ZM251 171H252V170H251ZM16 172H17V171H16ZM38 172H41V171H38ZM49 172H50V171H48V170L46 171V173H45V177L48 176V175H51V174H52V173L48 174ZM70 172H71V171H70ZM92 172H93V171H92ZM123 172H125V171H123ZM129 172H130V171H129ZM156 172H157V170H156ZM174 172H175V171H174ZM189 172H190V171H189ZM202 172H204V171H202ZM215 172L217 173V171H215ZM230 172H231V171H230ZM233 172H234V171H233ZM249 172H250V171H249ZM252 172H253V171H252ZM257 172H258V171H257ZM260 172H261L260 174L254 172V174L256 173L255 176L253 175L254 177L250 174V173H251V172H250V173H249L250 175H248L247 178H245V177L243 176V179H247L246 181H248V182L250 181V182H249L250 184H251V181H252L253 183L258 182V181H256L258 178L261 179L262 177H264V176H263V175H264L263 172H262V171H260ZM7 173H8V172H7ZM12 173H13V172H12ZM18 173H19V172H18ZM27 173L29 174L30 172H27ZM94 173H96V172H94ZM118 173H119V172H118ZM135 173H136V172H135ZM161 173H163V172H161ZM192 173H194V171H193ZM195 173H197V172L195 171ZM199 173H200V172H199ZM207 173L209 174L210 172H207ZM213 173H214V172H213ZM4 174H6V172H4V170L1 171V175H4ZM35 174H37V172H35ZM40 174H42V173H40ZM40 174H39V175H40ZM57 174H58V173H57ZM59 174H58V176L60 177L61 175H59ZM64 174H65V173H64ZM72 174H74V173L72 172ZM81 174H82V172H81ZM81 174H80V175H81ZM119 174H121V173H119ZM119 174H116V175H119ZM133 174H134V173H133ZM139 174H140V173H139ZM155 174H156V173H155ZM159 174H160V172L157 173V175H159ZM208 174H207V176H212V175H210V174L208 175ZM231 174H232V172H231ZM244 174H245V172H244L242 175H244ZM9 175L12 176L13 174H8V176H9ZM25 175H27V174H25ZM25 175L23 174V177H24ZM31 175H32V174H31ZM31 175H30V176H31ZM33 175H34V173H33ZM33 175H32V176H33ZM42 175H44V172H43ZM54 175H53V176H54ZM68 175L71 176L70 173H67V176H68ZM87 175H89V174H87ZM87 175H86V176H87ZM96 175H97V173H96ZM137 175H138V174H137ZM172 175H173V174H172ZM214 175H215V174H214ZM216 175H217V174H216ZM236 175H237V174H236ZM6 176H7V174H6ZM8 176H7V177H8ZM14 176H15V175H14ZM14 176H13V177H14ZM19 176H21V175H19ZM28 176H29V175H28ZM28 176H26V178H24V179H26V180L29 179V180H30V178H32V179H33V180H32V184H31V182H29V181H27V182H29V184H27V182H25V180L22 179V180L26 183V185H28V186H29V185H30V186H31V185H32V186H33V185H37V186L39 185V186H41L42 183L45 184V181H47V177H46V179H44L45 177L43 176V177H44V178H43L41 175H40V176H41L40 178L38 177V175H35V176L30 177V178L27 179ZM51 176H52V175H51ZM51 176H50V177H51ZM67 176L65 175V177H67ZM82 176H84V175L82 174ZM90 176H92V175L90 174L89 177H90ZM94 176H95V175H94ZM94 176H93V179H94ZM128 176H129V175H128ZM194 176H195V174H194ZM196 176H197V175H196ZM204 176L207 177V176L205 175V173H204ZM249 176H250V177H249ZM251 176L253 177V180L251 179ZM7 177L4 176V179L7 178ZM23 177H22V178H23ZM71 177H73V175H72ZM77 177H78V175H77ZM95 177H96V176H95ZM99 177H100V176H99ZM113 177H114V176H113ZM137 177H139V176H137ZM159 177H160V175H159ZM159 177H158V178H159ZM162 177H163V176H162ZM212 177H214V176H212ZM236 177H237V176H236ZM8 178H9V177H8ZM10 178H11V177H10ZM10 178L8 179V180H9V183H11V182H10ZM15 178H17V177H15ZM18 178H20V177H18ZM67 178H68V177H67ZM80 178H81V177H80ZM116 178H117V177H116ZM118 178H119V177H118ZM120 178H121V177H120ZM120 178H119V179H120ZM133 178H134V177H133ZM173 178H174V176H172L170 179L174 180ZM210 178H211V177H210ZM240 178H241V177H240ZM240 178H239V180L242 179V178H241V179H240ZM248 178L251 179V180H248ZM1 179H2V182H5V180L3 181V177H2ZM49 179H51V178L48 177V180H49ZM59 179H61V178H59ZM59 179L57 178V175L54 176V177H53V180H52V181L50 180V181H51L50 184H51L52 186H51V185H49V186H51V187L54 186L53 188H55V187H56L55 185L58 184V181H60ZM75 179H76V178H75ZM78 179H79V177H78ZM82 179H83V178H82ZM84 179H86V178H84ZM84 179H83V180H84ZM99 179H100V178H99ZM114 179H115V178H114ZM134 179H135V178H134ZM134 179H133V180H134ZM161 179H162V178H161ZM161 179H160V180H161ZM262 179H264V178H262ZM262 179H261L260 181H262ZM16 180H17V179H16ZM16 180H14V181L16 182L15 185L18 183ZM18 180L21 182V179H18ZM79 180H80V179H79ZM111 180H112V179H111ZM156 180H157V179H156ZM156 180H155V181H156ZM158 180H159V179H158ZM160 180H159V181H160ZM164 180H165V179H164ZM166 180H167V181H166ZM166 180H165V181H166V182H165V181H163V179H162V181L165 182V183H168V181H169V182H170L169 185H171L172 183L175 184V180H174V181H171V180H169V178H167ZM236 180H237V179H236ZM11 181H13V180L11 179ZM23 181H22V182H23ZM50 181H48V182H50ZM75 181H76V180H75ZM95 181H97L96 178H95ZM98 181H100V180H98ZM117 181H120V180H117ZM124 181H125V180H124ZM124 181H123V182H124ZM153 181H154V179H153ZM226 181H227V180H226ZM2 182H1V183H2ZM22 182H21V183H22ZM48 182H47V183H48ZM69 182H70V181H69ZM72 182H74V180H73ZM84 182H85V181H84ZM91 182H93V181H91ZM91 182H89V183H91ZM100 182H101V181H100ZM107 182H108V181H107ZM110 182H112V181H110ZM120 182H121V181H120ZM134 182H135V181H134ZM136 182H137V181H136ZM148 182H149V181H148ZM163 182H161L162 185H163ZM171 182H172V183H171ZM1 183H0V185H1L0 187H4V185H6V183H5L4 185H2L3 183H2V184H1ZM64 183H65V182H64ZM85 183H86V182H85ZM89 183H87V184H89ZM102 183L104 184V181H103ZM125 183H126V182H125ZM152 183H153V182H152ZM156 183H157V182H156ZM156 183H155V184H156ZM176 183H177V181H176ZM249 183H248V184H249ZM7 184H8V181H7ZM18 184H19V183H18ZM23 184H24V183H23ZM40 184H41V185H40ZM60 184L63 185L61 182H60ZM66 184H69V183L67 182ZM66 184H64L65 187H66ZM93 184H94V183H93ZM108 184L110 185V183H108ZM108 184H107V185H108ZM128 184H129V183H128ZM133 184H134V183H133ZM133 184H132V185H133ZM137 184H138V183H137ZM155 184H153V185H155ZM226 184H227V183H226ZM248 184H247V185H248ZM250 184H249V185H250ZM21 185H22V184H21ZM69 185H70V184H69ZM76 185L78 186V184H76ZM76 185L73 186V188H75ZM82 185H83V184H82ZM82 185H81V186H82ZM85 185H86V184H85ZM85 185H84V186H85ZM90 185H91V184H90ZM105 185H106V184H105ZM121 185L124 186V183H123V184L121 183ZM125 185L127 186V184H125ZM130 185H131V183H130ZM130 185H128V187H129ZM134 185H135V184H134ZM139 185L142 186L141 184H139ZM156 185H160V183H158V184H156ZM164 185L167 186V184H164ZM164 185H163V186H164ZM223 185H224V184H223ZM251 185H252V184H251ZM251 185H250V187H251ZM7 186H8V185H7ZM7 186H6V188H7ZM10 186L12 187V185H9V186H8V189L5 188V190H3L4 194H5V191H6V190H10ZM13 186H14V185H13ZM18 186H20V185H18ZM18 186L16 187V188H17L16 190H18ZM23 186H25V185H22V187H23ZM37 186H35L36 189L40 188V187H37ZM44 186L46 187V185H44ZM57 186H59V185H57ZM64 186H62V187L65 188ZM71 186H72V183H71ZM79 186H80V185H79ZM81 186L78 187V188L81 189ZM93 186H94V185H93ZM93 186H92V187H93ZM98 186H99V185H98ZM116 186H118V184H117ZM147 186H148V185H147ZM149 186H150V188H151L152 184L150 185V183H149ZM225 186H226V185H225ZM252 186H253V185H252ZM256 186H257V184H256ZM256 186H254V189H253V192H254V190H255L254 194L258 191V189L255 188ZM259 186H260V185H259ZM25 187H26V186H25ZM41 187H42V186H41ZM47 187H48V186H47ZM62 187H61V186L57 187L58 191H59V188H62ZM67 187H68V186H67ZM67 187H66V188H67ZM69 187H70V186H69ZM101 187H102V186H101ZM103 187H104V186H103ZM120 187H121V188H120ZM120 187H119V189L122 190L123 187H122V186H120ZM136 187H137V185H136ZM143 187H144V185H143ZM155 187H156V186H155ZM159 187H160V186H158V187H156V188L160 189V191H161V187H160V188H159ZM171 187H172V186H171ZM171 187H170V188H171ZM20 188H21V187H20ZM23 188H24V187H23ZM30 188H31V187H30ZM53 188H52V189H53ZM63 188H62V189H63ZM66 188H65V189H66ZM71 188H72V187H71ZM71 188H70V189H71ZM85 188H87V187H84L83 189H85ZM129 188H130V187H129ZM131 188H132V187H131ZM137 188H138V187H137ZM146 188H147V187H146ZM170 188H169V189H170ZM226 188H227V187H226ZM248 188H249V187H247V189H248ZM11 189H12V188H11ZM13 189H15V187H14ZM25 189L28 190L27 187L24 188V190H25ZM33 189H34V187H32V190H33ZM36 189H35L34 191H36ZM41 189H42V191H41ZM46 189H48V188H46ZM50 189H51V188H50ZM50 189H48V190H50ZM65 189H63V190H65ZM75 189H77V188H75ZM80 189H79V190H80ZM228 189H229V188H228ZM1 190H2V189H1ZM24 190H23V191H24ZM43 190H44L43 188H40V192H35V193L37 194L36 197H32V195H30L31 193L29 194V197L31 196L32 198H34V202L36 201V203H37L36 206H38V202H39L37 199H39V200L41 201L40 197L42 196V192H43ZM68 190H69V189H68ZM97 190H98V192H100V190H102V189L100 188V190H99V189H97ZM97 190H95V191H97ZM105 190H107V189L105 188ZM146 190H147V189H146ZM151 190H152V189H151ZM166 190H167V189H166ZM251 190H252V189H251ZM251 190H249V191H251ZM256 190H257V191H256ZM259 190H260V189H259ZM18 191H19V190H18ZM18 191H17V192H18ZM29 191H31V189H30ZM34 191H33V192H34ZM37 191H38V190H37ZM46 191H47V190H46ZM50 191H51V194H52V191H53V190H50ZM54 191H55V189H54ZM69 191H70V190H69ZM69 191L67 192V190H66L67 194H69ZM75 191H76V190H75ZM75 191L73 190L72 192H74V193H71V194H75ZM80 191H81V190H80ZM102 191H103V190H102ZM109 191H110V190L108 189V192H109ZM141 191H142V190H141ZM149 191H150V190H149ZM149 191H148V194H150ZM153 191H154V189H153ZM181 191H182V189H180V192H181ZM229 191H230V190H229ZM229 191H228V192H229ZM6 192H7V191H6ZM13 192H14V190H13ZM20 192H22V191H20ZM20 192H18V193L20 194ZM26 192H27V191H26ZM26 192H25V193H26ZM31 192H32V191H31ZM44 192H45V191H44ZM44 192H43V193H44ZM48 192H49V191H48ZM55 192H56V191H55ZM82 192H84V191L82 190ZM82 192H79L80 195H81ZM98 192H97V193H98ZM139 192H140V189H139ZM142 192H143V191H142ZM150 192H151V191H150ZM231 192H232V191H231ZM253 192H252V193H253ZM259 192H260V191H259ZM0 193H1V194H0V196H1V197H0V200H1L2 196H3V200H5L4 198H5L7 195L9 196V198H10V195H12V194H11L12 192H9V191H8V193H10V194H7V195L5 194V197H4V195L2 194V191H1ZM18 193L15 192V194H18ZM38 193H39V195H38ZM58 193H59V192H58ZM62 193H65V192L62 191ZM62 193H59L60 196H61ZM76 193H77V191H76ZM102 193H104V192H102ZM102 193H101V194H102ZM106 193H107V192H106ZM140 193H141V192H140ZM145 193H146V192H145ZM182 193L184 194V192H182ZM212 193H213V192H212ZM218 193H219V192H218ZM235 193H236V192H235ZM19 194H18V195H19ZM21 194H23V193H21ZM40 194H41V195H40ZM46 194H47V193H46ZM65 194H66V193H65ZM95 194H96V192H95ZM98 194H99V193H98ZM98 194H97V196H98ZM210 194H211V193H210ZM221 194H222V193H221ZM224 194H225V193H224ZM13 195H14V194H13ZM13 195H12V197H13ZM26 195H27V193L25 194V196H26ZM33 195H34V194H33ZM49 195H50V193H49ZM53 195H54V193H53ZM55 195H56V194H55ZM62 195H63V194H62ZM77 195H78V194H77ZM108 195H109V193L106 194L107 198L104 197L106 200L101 199V202H102V201H104V202L106 201V202H107V201L109 200V199H108ZM110 195H111V194H110ZM138 195H139V194H138ZM144 195H147V193L144 194ZM144 195H143V197H144ZM152 195H153V194H152ZM181 195H182V194H181ZM226 195H227V194H226ZM8 196H7V197H8ZM14 196H15V195H14ZM16 196H17V195H16ZM21 196H24V195H21ZM34 196H35V195H34ZM66 196H67V195H66ZM70 196H71V195H70ZM75 196H76V195H75ZM75 196H74V197H75ZM78 196H79V195H78ZM92 196H94V195H92ZM99 196H100V194H99ZM101 196H103V195H101ZM178 196H179V195H178ZM178 196H177V198L179 199ZM18 197H19V196H17V198H18ZM26 197H27V196H26ZM29 197L27 198V200L29 199ZM43 197H46V196L43 195ZM47 197H48V195H47ZM47 197H46V199H47ZM54 197H55V196H54ZM54 197H53V199H55ZM56 197H57V196H56ZM58 197H59V196H58ZM58 197H57V198H58ZM61 197H62V196H61ZM68 197H69V196H68ZM68 197H67V198H68ZM76 197H77V196H76ZM76 197H75V201L77 200V203H78V197H77V198H76ZM83 197H84V196H83ZM83 197H80V198L83 199ZM137 197H139V196H137ZM140 197L142 198V196H140ZM145 197H146V196H145ZM145 197H144L143 199H145ZM147 197H150V195L147 196ZM147 197H146V199H148ZM161 197L163 198L162 195H161ZM215 197H216V196H215ZM218 197H219V196H218ZM227 197H228V196H227ZM15 198H16V197H15ZM19 198H20V197H19ZM22 198H23V197H22ZM48 198H49V197H48ZM51 198H52V197H51ZM69 198H70V197H69ZM71 198H72V197H71ZM91 198H92V197H91ZM94 198H95V197H94ZM99 198H100V197H99ZM110 198H111V197H110ZM162 198H160V200L163 201L164 199H162ZM10 199H11V198H10ZM24 199H25V198H24ZM24 199L21 201L22 203H24V201L27 202V201L24 200ZM42 199H43V198H42ZM61 199H62V198H61ZM61 199H60V197L58 198V200H61ZM72 199H73V198H72ZM72 199H70V200H72ZM107 199H108V200H107ZM143 199H142V200H143ZM146 199H145V200H146ZM149 199H152V197H150ZM165 199H166V198H165ZM173 199H174V198H172V200H173ZM6 200H8V198H7ZM6 200H5L4 203H7ZM15 200H18V199H15ZM29 200H31V198H30ZM29 200H28V201H29ZM48 200H49V202H50V200H52V199L49 198ZM64 200H66V199H64ZM70 200H69V201H70ZM89 200H90V199H89ZM91 200H92V199H91ZM94 200H96V199H94ZM135 200L138 201V198H136ZM145 200H144V201H145ZM154 200H156V202H158V199L155 198ZM160 200H159V201H160ZM175 200H176V198H175ZM175 200H174V201H175ZM223 200H224V199H223ZM1 201H2V200H1ZM18 201H19V200H18ZM32 201H33V200H32ZM52 201H53V200H52ZM55 201H56V200H55ZM139 201H140V200H139ZM144 201H143V203L145 204ZM148 201H149V200H148ZM165 201H166V200H165ZM174 201H173V202H174ZM8 202L11 203V200L8 201ZM12 202H13V201H12ZM16 202H17V201H16ZM34 202H31V204L33 203V204L35 205ZM43 202H44V201H43ZM45 202H46V201H45ZM56 202H57V201H56ZM56 202H55V203H52V204H53V205H54V204L57 205ZM60 202H61V201H60ZM60 202H58V203H60ZM63 202H64V201H63ZM66 202H67V201H66ZM66 202L63 203V204H65V206H67ZM70 202H71V203H70V204H71L70 206H72V203H73V202H72V201H70ZM93 202H94V201H93ZM135 202H136V201H135ZM141 202H142V201H141ZM141 202H139V203L141 204ZM156 202H154V203H156ZM160 202H161V201H160ZM166 202H167V201H166ZM169 202H170V201H169ZM175 202H176V201H175ZM182 202H183V201H182ZM184 202H185V201H184ZM184 202H183V203H184ZM223 202H224V201H223ZM2 203H3V201H2ZM2 203H1V204H2ZM22 203H19V204H22ZM41 203H42V202H41ZM41 203H40V205H41ZM67 203H68V202H67ZM79 203H80V202H79ZM88 203H89V202H88ZM107 203H108V202H107ZM136 203H137V202H136ZM139 203H137V204H139ZM143 203H142V204H143ZM164 203H165V202L163 201V204H164ZM167 203H168V202H167ZM167 203H166V204H167ZM178 203H179V202H178ZM185 203H186V202H185ZM185 203H184V205L187 207L188 205H187V203H186V204H185ZM7 204H8V203H7ZM42 204H43V203H42ZM46 204H47V203H46ZM74 204L76 205V203H74ZM82 204H83V203H82ZM89 204H90V203H89ZM92 204H93V203H92ZM97 204H101V203H98V201H97ZM123 204H124V203H123ZM123 204H122V205H123ZM125 204H126V203H125ZM125 204H124V205H125ZM142 204H141L140 206H143ZM161 204H162V202H161ZM161 204L159 203V204H157V205H161ZM168 204H170V203H168ZM221 204H222V203H221ZM228 204H229V203H228ZM4 205H5V204H4ZM11 205H12V204H11ZM11 205H9V206H10V207L14 206V203H13L12 206H11ZM16 205H17V204H16ZM24 205H26V204H24ZM28 205H29V204H28ZM44 205H45V204L41 205V207H42V206H43V208H45V207L47 208V207H48V206H45V207H44ZM60 205H61V203H60ZM75 205H73V207H75ZM83 205L86 206V203L83 204ZM148 205H149V204H148ZM152 205H153V204H152ZM157 205H156V207L158 208L159 206H157ZM172 205H173V204H172ZM223 205H225V204H223ZM2 206H3V204H2ZM5 206H6V205H5ZM26 206H27V205H26ZM36 206H34L33 208H35ZM77 206H78V207L86 208V209L88 210V208H87L88 206H87V207L82 206V205H81V206H80V205H77ZM91 206H92V205H91ZM91 206H89V207H91ZM104 206H105V205H104ZM134 206H136V205H134ZM145 206H146V204H145ZM154 206H155V205H154ZM165 206H166V208H167V205H165ZM181 206H182V205H181ZM226 206H228V205H226ZM229 206H230V205H229ZM7 207H8V206H6V207L3 206L2 208L0 207V216H1V215H4V214L6 213V211H8V210H9V211L11 212V214H12V211H13V210L11 211V210H10L11 208L8 209ZM15 207L18 208V207H20V205H19V206L17 205V206H15ZM21 207H22V206H21ZM27 207H28L29 210H32V209H33V208H31L32 206H30V205L27 206ZM27 207H26V208H27ZM51 207H52V206H51ZM58 207H63V206H58ZM58 207H57V209H64V210H65V207H63V208H58ZM68 207H69V206H68ZM97 207H98V205H97ZM146 207L149 208V206H146ZM162 207H163V205H161V208H162ZM168 207H169V206H168ZM173 207H174V205H173ZM173 207H172V208H173ZM186 207H185V209H186ZM26 208H23V207H22V209H23L25 215H27V214L29 213V212L25 213V211L27 210ZM36 208H37V207H36ZM36 208H35V209H36ZM39 208H40V207H39ZM43 208H42V209H43ZM46 208H45V209H46ZM48 208H50V204H49V207H48ZM70 208H71V207H70ZM95 208H96V207H95ZM122 208H124V207L122 206ZM126 208H127V206H126ZM131 208H133V207H131ZM157 208H156V209H157ZM7 209H8V210H7ZM12 209H13V208H12ZM14 209H15V208H14ZM18 209H19V208H18ZM42 209H40V210H42ZM50 209H51V208H50ZM53 209H55V207H54ZM57 209H56V210H57ZM67 209H68V208H66V210H67ZM71 209H72V210L74 209V210L72 211ZM71 209H68L69 212H70V211L72 212V213L70 212V214H72V215H77L76 212H75V214H74L75 208H71ZM78 209L81 210V208H77V210H76L77 212H78ZM92 209L94 210V208H92ZM98 209H99V208H98ZM101 209H102V208H101ZM120 209H121V208H119L118 210L116 209V210L118 211V213H119V211L122 212V210H120ZM136 209H138V207H137ZM139 209H141V208L139 207ZM151 209H152V208H151ZM156 209H155V210H156ZM158 209H159V208H158ZM162 209H163L162 211H165V210L167 211L168 208H167V209L162 208ZM183 209H184V208H183ZM189 209L191 210L192 208H189ZM189 209H188V210H189ZM33 210H34V209H33ZM36 210H37V209H36ZM40 210H39V211H40ZM51 210H52V209H51ZM56 210H55V211H56ZM66 210H65V212L62 211V213H63L64 215H65V213H66V214L68 213V212H67L68 210H67V211H66ZM80 210H79V211H80ZM82 210H83V209H82ZM95 210H96V209H95ZM95 210H94V211H95ZM99 210H100V209H99ZM9 211H8V212H9ZM16 211H17V210H16ZM16 211L14 210L15 213H16ZM21 211H22V210H21ZM23 211H22V212H23ZM27 211H28V210H27ZM45 211H46V210H45ZM45 211H42V212H45ZM49 211H50V210H49ZM55 211H53V212L56 213V214H59V213H60V212H59L60 210H59V211H56V212H55ZM83 211H86V210H83ZM83 211H82V214H83ZM88 211H89V210H88ZM134 211H135V210H134ZM138 211H139V210H138ZM145 211H146V208H145L144 212H145ZM150 211H151V210H150ZM153 211H154V210H153ZM153 211H152V213H153ZM162 211H160V214H161ZM17 212H18V211H17ZM42 212H41V213H42ZM47 212H48V210H47ZM57 212H58V213H57ZM89 212H90V211H89ZM96 212H97V211H95L94 213H96ZM135 212H136V211H135ZM140 212H141V213L143 212V208L141 209ZM147 212L149 213V210H147L146 213H147ZM187 212H188V211H187ZM189 212H190V214H192V213H191L192 211H189ZM189 212H188V213H189ZM35 213H36V212H35ZM35 213H34V214H35ZM38 213H39V212H38ZM38 213H37V214H38ZM41 213H40V214H41ZM45 213H46V212H45ZM45 213H44V214H45ZM50 213H51V211L48 212V214H50ZM54 213H53V215H54ZM79 213H80V212H79ZM85 213H86V212H85ZM85 213H84L85 216H83L84 219H85V217H86V218H89ZM87 213H88V212H87ZM116 213H117V212H116ZM148 213H147V215H148ZM150 213H151V212H150ZM158 213H159V210H158ZM188 213H187V215H188ZM6 214H10V213H6ZM11 214H10V216H11ZM13 214H14V213H13ZM20 214H22V213H20ZM34 214L31 215L32 217H31L30 215H28V216L31 217V219L28 218L29 220H28V222L26 223L27 225L24 226V224H25L26 221L24 222V219H22L23 222H24V224H23L22 226H19V228H21V229H22L23 226H24V228H25L24 231H28V230H30V233H32V235H31V234L29 233V231L26 232L27 234L29 233L28 235H31V236H28V237H25V234H24V237H25V238H23V239H24V240H27V239H28V241H24V240L22 241V240H21L22 237H23V236H22V235H23V234H22L23 232H22V233L19 232L20 229H18V232H19L20 234H22V235H20L19 233H18V234H19L20 236H19L18 234H17V235H18V237H20V241L22 242V244H20V243L17 242V240H16L17 237L14 238L15 235H14V236L12 235L10 229H8L9 232L5 229V231H7V233H9V234H11V235L13 236L12 239H14V244H11V246H9L10 243H11V241H10V243H9V241H8L9 245L7 246L6 238L4 239L5 242H6V246H7V247H11V248H10L11 250H9V248H7L6 246H5V247H6L8 250H6L5 247H2V245H5V244H4L5 242L2 243L4 240H3V241H0V243H2V244H0V247H2V248L4 249V250H3V249L1 248V250L4 251V252H6V251H10L9 254H6V256H3V257L6 258V261L4 260L6 263H7V261H8L7 258H10V255H12L14 252L16 253L17 256H19L20 254H25V253H23V252H24V251H25V252H28V251H29V250H28V249H29V248H28L29 246H33L34 244H40V242L42 243V241L47 240V238H46L47 236H46V237L43 236V234L45 235L46 232L44 233L45 228H43V227H45V226L42 224V223H43V221H42V220H43V217H42V216H47V214L42 215L41 217H40V215H39L40 218H39L38 216H33ZM37 214H36V215H37ZM120 214H121V213H120ZM132 214H133V213H132ZM136 214H137V212H136ZM142 214H143V213H142ZM144 214H145V213H144ZM144 214H143V215H144ZM160 214H159V216H160ZM50 215H51V214H50ZM50 215H49V216H50ZM59 215L61 216V214H59ZM88 215H89V214H88ZM93 215H94V214H93ZM95 215H98V214H95ZM121 215H122V214H121ZM145 215H146V214H145ZM147 215H146V216H147ZM152 215H153V214H152ZM152 215H151V217H152ZM154 215H155V214H154ZM4 216H6V215H4ZM13 216H15V214H14ZM13 216H11V217L13 218ZM16 216H17V214H16ZM16 216H15V217H16ZM18 216H19V215H18ZM66 216H68V214L65 215V217H66ZM69 216H70V215H69ZM91 216H92V215H91ZM115 216H116V215H115ZM132 216H133V215H132ZM138 216H139V214H138ZM146 216H144V217H146ZM149 216H150V215H149ZM149 216H147V218H151V217H149ZM188 216H189V215H188ZM188 216H187V217H188ZM7 217H8V216H7ZM7 217H4V218L6 219ZM11 217H9V219H12ZM15 217H14L13 219H15L16 221H15V220L13 221V219H12V222H11V223H15V224H17V223H18L17 220H19V219H18L17 217H16V218H17V219H16ZM20 217H21V216H19V218H20ZM25 217H26V216H25ZM47 217H48V216H47ZM63 217H64V216H63ZM63 217H62V222L65 220ZM75 217L79 218L78 215L75 216ZM80 217H81V215H80ZM93 217H94V216H93ZM93 217H92V218H89V220H90V219L92 220ZM116 217H117V216H116ZM134 217H135V216H134ZM140 217H141V214H140ZM156 217H157V216H156ZM156 217L154 216V217H152V218L154 219V218H156ZM190 217H192V215H191ZM22 218H23V216H22ZM26 218H27V217H26ZM45 218H46V217H45ZM48 218H49V217H48ZM50 218L52 219V215L50 216ZM53 218H54V219H55V218L58 219V216H56V217L54 216ZM59 218H60V217H59ZM72 218H73V217H72ZM137 218H138V217H137ZM20 219H21V218H20ZM41 219H42V220H41ZM51 219H50V220L48 219V221H51V222L54 223V225H55V223H57V222H55V221H53V220H51ZM84 219H83V220H84ZM94 219H95V217H94ZM112 219H113V218H112ZM114 219H115V217H114ZM114 219H113V220H114ZM131 219H133V218H131ZM142 219H143V217H142ZM157 219H158V218H157ZM182 219H183L182 221L185 220L184 218H182ZM186 219H187V218H186ZM188 219H189V218H188ZM188 219H187V220H188ZM44 220H45V219H44ZM69 220H71V219H69ZM75 220H76V219H75ZM75 220H73V221H75ZM81 220H82V219H80L79 224L81 223V224H82V227H83V223L81 222ZM155 220H156V219H155ZM155 220H154V221H155ZM187 220H186V221H187ZM9 221H11V220H9ZM9 221H8V219H7V222H9ZM20 221H21V220H20ZM40 221H42V222H41V224L43 225L42 227H41V224L39 225V222H40ZM48 221H46V222H48ZM67 221H68V220H67ZM78 221H79V220H78ZM78 221L76 220V222H78ZM86 221H87V220H86ZM110 221L112 222V220H110ZM117 221L119 222L118 219H117ZM132 221H133V220H132ZM140 221H141V218H140L139 222H140ZM143 221H144V220H143ZM143 221H142V222H143ZM147 221H148V222H150V221L153 222L152 219H150V220L148 219ZM147 221H146V222H147ZM188 221H189V220H188ZM190 221H191V219H190ZM2 222H5V220H4V221L2 220ZM7 222H6V223H7ZM44 222H45V221H44ZM51 222H50V223H51ZM62 222H61V223H62ZM69 222H71V221H69ZM87 222H88V221H87ZM89 222L91 223L92 221H89ZM111 222H110V223H111ZM113 222H114V221H113ZM113 222H112V223H113ZM118 222H117V224H115V225H118ZM135 222H136V221H135ZM144 222H145V221H144ZM146 222H145V223H146ZM148 222H147V223H148ZM184 222H185V221H184ZM184 222H181V223H184ZM11 223H10V224H11ZM61 223H59V224H61ZM63 223H64V226H65V223H67V222H63ZM85 223H86V222H85ZM85 223H84V224H85ZM93 223H94V222H93ZM95 223H96V222H95ZM147 223H146L147 226H148V224L150 225V223H148V224H147ZM186 223H187V222H186ZM189 223H190V222H189ZM2 224H3V223H2ZM7 224H9V223H7ZM7 224H6V225H7ZM15 224H13V225H15ZM21 224H22V223L20 222V225H21ZM59 224H57V225L59 226ZM87 224H88V223H87ZM98 224H99V223H98ZM98 224H96V225H98ZM120 224H121V223H120ZM190 224H191V223H190ZM0 225H1V224H0ZM6 225H4V227H5V228H7V227L9 228V226L6 227ZM13 225H12V226L10 225L11 227H13V228L11 229L12 232H13V230H16V231H17V227L15 228ZM18 225H19V224H17V226H18ZM48 225H49V222H48ZM48 225H46V226H47L46 229L49 230V228H48L49 226H48ZM54 225H53V226H54ZM57 225H56V226H57ZM68 225H69V223H68ZM70 225H71V224H70ZM75 225H77V224L74 223V225H72V226H75ZM91 225L93 226V224H91ZM96 225H94V226L97 227ZM106 225L108 226L109 224H108V223H107V224L105 223L104 227H106ZM121 225H122V224H121ZM188 225H189V224H188ZM191 225H192V224H191ZM38 226L40 227L39 229H38ZM50 226H51V224H50ZM56 226H54V228H55ZM66 226H67V225H66ZM72 226H69L71 230H72ZM98 226H100V225H98ZM111 226H113L114 229H115V227H116V229H117V226H114L113 224H112ZM111 226H110V228H111ZM147 226H146V232H147V228L149 229V226H148V227H147ZM150 226H151V225H150ZM4 227H2V228H4ZM51 227H52V226H51ZM51 227H50V229H51ZM60 227H62V224H61ZM79 227H80V226H79ZM82 227H81V228H82ZM87 227H89V228L91 229L90 226L87 225ZM119 227H122V226L119 225L118 228H119ZM151 227H153V226H151ZM27 228H29V229L27 230ZM42 228H43V229H42ZM63 228H64V227H63ZM63 228H61V229H63ZM66 228H67V227H66ZM77 228H78V227H77ZM84 228H85V227H84ZM89 228H88V229H89ZM92 228H93V227H92ZM100 228H101V227H100ZM100 228H98V229L100 230ZM108 228H109V227H108ZM108 228H107V229H108ZM123 228H124V227H123ZM143 228H144V227H143ZM153 228H154V227H153ZM41 229H42V230H41ZM61 229H60V228H59V229L57 228V230H58L59 232H62ZM75 229H76V228H75ZM75 229L73 230L74 232L71 231V235H73V233L78 234V233H77V232H78V229H77V232H75ZM88 229L86 228V230H88ZM90 229H89V230H90ZM98 229L95 228V229H93V230L98 231ZM107 229H106V230H107ZM111 229H112V228H111ZM111 229H110V230H111ZM114 229H113V230H114ZM116 229H115V230H116ZM134 229L136 230V228H134ZM134 229L131 230V231H133V232H132V235H133V233L135 232ZM151 229H152V228L149 229V232H148V233H150L151 236H154V235H152V233L156 231V228H154L155 231H152ZM0 230H1V226H0ZM48 230H47V234H48V233H50L51 235L54 234V233H51V232L53 231L52 229H51L52 231L50 230V232H49ZM55 230H56V228H55ZM63 230H64V229H63ZM68 230H69V229H68ZM68 230H67V232H68ZM79 230H80V229H79ZM86 230H85V231H86ZM101 230H102V229H101ZM101 230H100V231H101ZM106 230L104 229V230H102V231H106ZM119 230L121 231V228H120ZM123 230H124V229H123ZM150 230H151V232H150ZM1 231L4 232L3 229H2ZM21 231H23V229H22ZM58 231H57V232H58ZM64 231H66V230H64ZM83 231H84V229L82 230V234H83ZM91 231H92V229H91ZM96 231H94L95 234L99 233V232H96ZM102 231H101L102 234H101V233H100V234L103 236V233H104V232H102ZM117 231H118V230H117ZM124 231H125V230H124ZM157 231H158V230H157ZM54 232H56V231H54ZM69 232H70V231H69ZM79 232H80V231H79ZM94 232H93V234H94ZM108 232H110L109 229H108ZM115 232H116V231H115ZM118 232H119V231H118ZM118 232H117V233H118ZM122 232H123V231H122ZM136 232L139 233V232H141V231L139 230V231H136ZM143 232H144V231H143ZM0 233H2V232H0ZM13 233H14V232H13ZM84 233H85V232H84ZM91 233H92V232H91ZM91 233H90V235L92 236ZM113 233H114V231H113ZM123 233H124V232H123ZM128 233H129V231H128ZM148 233H145V234L142 233V234H143V235H142L143 238H145V239L142 238V239L144 240V243H145V240H147V238H151V239H153L152 237H150V236L147 235ZM9 234H8V235H9ZM15 234H16V232H15ZM27 234H26V235H27ZM47 234H46V235H47ZM50 234L48 235V237L50 236ZM69 234H70V233H68L67 235H68V236H71V235H69ZM75 234H74V235H75ZM87 234H88V233H87ZM100 234H99V235H100ZM118 234H119V233H118ZM118 234L115 233V235H117V236H118ZM120 234H121V233H120ZM134 234H136V233H134ZM154 234L156 235V233H154ZM158 234H160V233L158 232ZM5 235H6V233L4 234V237H5ZM17 235H16V236H17ZM57 235H58V233H57ZM60 235L62 236L63 234H60ZM79 235H81V232H80ZM83 235H85V234H83ZM101 235H100V236H101ZM106 235H107V233H106ZM106 235H105V237H106ZM115 235H114V236H115ZM123 235H124V234H123ZM126 235H127V233L124 235L125 237L122 236V235H121L122 237H120V235H119L117 241H118L119 239H120L121 241H123V237H124V239H125V238L127 237ZM128 235H129V234H128ZM140 235H141V234L139 233L138 236L141 238L142 236H140ZM146 235H147V237H146ZM211 235H212V234H210V236H211ZM6 236H7V235H6ZM54 236H55V235H54ZM58 236H59V235H58ZM68 236H66V238H67ZM81 236H82V235H81ZM87 236H88V235H87ZM87 236H86V237H87ZM96 236H98V234H97ZM96 236L94 235V237H96ZM117 236H115V237L112 236V237L114 238V241H115V238H116ZM130 236H131V234H130ZM135 236H136V240H135V241H137V238H139V237L137 236V234L134 235V236H132V237H135ZM156 236H158L157 238L160 239V238H159V235H156ZM215 236H220V235H219V234H216ZM10 237H11V236H10ZM43 237H45L46 239L43 238ZM79 237H80V236H78L76 240H78ZM88 237H89V236H88ZM88 237H87V239H89ZM103 237H104V236H103ZM109 237H110V234H109ZM177 237H179L178 239L181 238L180 236H176V237H175V240H177ZM220 237H221V236H220ZM8 238H9V237H8ZM49 238H51V237H49ZM53 238H54V237L52 236V239H53ZM56 238H57V237H56ZM62 238H64V237H62ZM68 238H69V237H68ZM68 238H67V239H68ZM72 238H73V237H70V240H72ZM75 238H76V237H75ZM83 238H84V237H83ZM83 238H80V239H79V242H77V243H80V240L83 239ZM90 238H91V237H90ZM99 238H101V237H99ZM99 238H97V239H99ZM121 238H122V239H121ZM183 238H184V237H182L181 239H183ZM200 238H201V236H200ZM200 238H199V239H200ZM202 238H203V237H202ZM202 238H201V239H202ZM208 238H210V237H208ZM213 238H214V237H213ZM2 239H3V238H1L0 240H2ZM43 239H45V240H43ZM67 239H66V240H67ZM91 239H94V238H91ZM102 239H104V238H102ZM134 239H135V238H133V240H134ZM142 239H141V241H142ZM151 239H148V240L152 241ZM154 239H155V236H154ZM154 239H153V241L156 242V240H154ZM173 239H174V238L172 237L171 240H170V244H173V245H174V244L176 243V246H177V244H178L179 242H181V244H182L183 246H182L180 243H179V244H180L181 246H180V245H178V246H180L181 248L183 247L182 249H185V248H184V244H186V243H192V242H191L192 240H190V242H187L188 239H185V238H184V240L186 241V243H184L185 241L183 242V240L181 241V239H180V241L177 240V241H179V242L174 241V242H175V243H174V242H171V241H173ZM199 239H198V241H199ZM210 239H211V238H210ZM214 239H215V238H214ZM218 239H219V238H218ZM53 240H55V239H53ZM57 240H58V239H57ZM64 240H65V238H64ZM83 240H85V239H83ZM83 240H81V241H83ZM99 240H100L101 243H103L101 239H99ZM108 240L112 241V239H110V238H109V239L106 238V239L104 240L105 243H108L109 245H110V244L113 245V246L115 247L116 251H117V247H119V246L121 245V243H123L122 246H124V244H125L124 241H123V242H121L120 245H119V244L117 243V241H115L114 243H115L116 245H119V246L116 247L115 244H113L112 242H111V243H110V242H106V241H108ZM120 240H119L118 242H120ZM131 240H132V239H131ZM133 240H132V242H133ZM207 240H208V239H207ZM207 240H204V241H206L204 244H207ZM212 240H213V239H212ZM15 241H16L18 244H16ZM50 241H52V240H50ZM59 241H63V240L60 239ZM85 241H86V240H85ZM92 241H93V244H94V241H96V240H92ZM126 241H129V242H127V243L125 244L126 248L123 247L122 249L127 250V248H128L127 251H130V252H131L132 249L129 250V248L132 247V245H130V244H133V243H132L129 239H127V238H126L125 242H126ZM135 241H134V244L136 243ZM139 241H140V240H139ZM213 241H214V240H213ZM215 241H216V240H215ZM48 242H49V241H48ZM64 242H65V241H64ZM64 242H63V243H64ZM70 242H71V241H70ZM70 242H69V243H70ZM72 242H73V240H72ZM74 242H75V241H74ZM74 242H73V243H74ZM211 242H212V241L210 240V243H211ZM12 243H13V241H12ZM49 243H50V242H49ZM49 243H48V245H46V247H47L46 250H49V248L51 249V243H50V244H49ZM59 243H60V242H59ZM75 243H76V242H75ZM83 243H84V241L81 242V244H83ZM87 243H88V242H87ZM96 243H99V242H96ZM101 243H99V245H98V244H95V245H96L95 247H97V249H99L100 246L104 247V244L102 245ZM128 243H129V244H128ZM146 243H147V241H146ZM146 243H145V249H149V248H147ZM183 243H184V244H183ZM208 243H209V242H208ZM216 243H217V242H216ZM45 244H46V243L44 242L43 245H45ZM52 244H53V241H52ZM64 244H68V243L65 242ZM70 244H71V243H70ZM88 244H89V243H88ZM90 244H91V242H90ZM90 244H89V245H90ZM141 244H142V243H141ZM147 244H148V243H147ZM150 244L152 245V243H149V245H150ZM153 244H154V242H153ZM211 244H214V243L212 242ZM211 244H209V245H211ZM74 245H75V244H74ZM111 245H110V247H111ZM128 245H129V246H128ZM137 245L139 246L138 241H137ZM137 245L135 244L136 248H138ZM151 245H150V246H151ZM168 245H169V244H168ZM190 245L192 246V244H190ZM214 245H215V244H214ZM35 246H37V245H35ZM84 246H85V245H84ZM87 246H88V245H87ZM92 246H93V245H91V248H94V246H93V247H92ZM98 246H99V247H98ZM127 246H128V247H127ZM130 246H131V247H130ZM133 246H134V245H133ZM143 246H144V245H142V248H143ZM170 246H171V245H170ZM174 246H175V245H174ZM174 246H172V247H174ZM176 246H175V247H176ZM178 246H177V247H178ZM188 246H189V245L187 244V245H186V248H187ZM191 246H189V248H190ZM38 247H39V246H38ZM43 247H45V246H43ZM43 247H42V249L44 250ZM85 247H86V246H85ZM88 247H89V246H88ZM102 247H101V248H102ZM105 247H106V245H105ZM110 247H109V249H110ZM148 247H149V246H148ZM151 247H152V246H151ZM215 247H216V246H215ZM52 248H53V250H54V246H52ZM107 248H108V247H107ZM107 248H106V249H107ZM136 248H135V250H133L131 253H133L134 251H136ZM139 248H140V246H139ZM139 248H138V249H139ZM208 248H209V247H208ZM30 249H32V248H30ZM42 249H41V251H42ZM94 249H95V248H94ZM106 249H105V252H106ZM109 249H107V250H109ZM111 249H114V248L111 247ZM111 249H110V250H111ZM120 249H121V246H120ZM120 249H118V250H120ZM122 249H121V250H122ZM133 249H134V247H133ZM209 249H210V248H209ZM209 249H208V250H209ZM213 249H214V246H213ZM213 249H212V250H213ZM5 250H6V251H5ZM26 250H27V251H26ZM33 250H34V249H33ZM38 250H40V249H38ZM53 250H52V251H53ZM125 250H124V251H125ZM139 250H141V251H140V252H141V255H140L139 257H142V255H144V253H142V249H139ZM143 250H144V249H143ZM174 250H175V248H174ZM177 250L180 251V252L182 251V250H180V248H178ZM212 250H211L210 252H212ZM215 250H216V249H215ZM215 250H214V252H215ZM2 251H0V252H2ZM31 251H32V250H30V252H31ZM35 251L37 252V250H35ZM44 251H45V250H44ZM49 251L51 252V250H49ZM49 251H48V253H50ZM54 251H55V250H54ZM54 251H53V252H54ZM94 251H95V250H94ZM122 251H123V250H122ZM122 251H120V252L122 253ZM149 251H152V250H149ZM216 251H217V250H216ZM33 252H34V251H33ZM33 252H31V254H33ZM55 252H56V251H55ZM96 252H98V251H96ZM107 252H108V251H107ZM107 252H106V254H104V256L107 255ZM113 252H115V251L113 250ZM113 252H110V251H109V253H112V255L110 254V256H112V257L109 258V259H112V258H113L112 261H111V263H112V264H113V263L117 264L116 262H113V261H114V258H115L114 255H113ZM120 252L118 251L119 254H121ZM130 252H128V255H126L127 253H125V252H124L125 254H123V253L121 254V256H122V255H125V256H128V258H126V257H124V256H123V257H120V255L117 254L116 257H120V258H116V259H117V262L119 263L120 261H119L118 259H121V258H126L127 260L130 258L131 261H132V263H137V261H138V262L141 261V262H143V264H146L145 262L148 263L149 258H148L147 256L150 255L148 251L146 252V250H145V252H146L148 255L146 254V256L144 255L145 257H144V256L142 257V258H145L146 261H144V259H142L143 261H142V260H139L138 257H137V259H136L135 257L138 255V253H136V252H135L136 254L133 253L134 255H136V256H132V257H134V258L130 257V256H129V254H131ZM137 252H138V251H137ZM143 252H144V251H143ZM184 252H185V250H184ZM42 253L45 254V253H47V252H46V251H45V252L42 251ZM51 253H52V252H51ZM99 253H100V254H103V252H101V249H99ZM115 253H116V252H115ZM2 254H3V253H2ZM2 254H1V256H2ZM37 254H38V257H36V254L34 255V256L37 258V260H36V261L33 260V264H40L41 261L43 260V258H49V257L51 256L50 254H49V255H50L49 257H43V255H42V257H43V258H42L41 256L39 257V254H40V253H37ZM133 254H132V255H133ZM215 254H216V252H215ZM3 255H4V254H3ZM16 255L14 254V256H16ZM29 255H30V253H29ZM40 255H41V254H40ZM55 255H56V254H55ZM55 255H52V256H54V258H55V257L57 258V256H55ZM97 255H98V253H97ZM108 255H109V254H108ZM108 255H107V256H108ZM188 255H189V254H188ZM188 255H183V256L185 257V256H188ZM1 256H0V257H1ZM14 256H13V257H14ZM21 256H22V255H21ZM45 256H47V255H45ZM189 256H191V259H192L193 254H192V255H189ZM212 256H215V255H212ZM11 257H12V256H11ZM28 257H30V260L32 261V259H33L32 255H31V256H25V259L27 260ZM31 257H32V258H31ZM58 257H59V256H58ZM99 257H101V259H103V261H104V258L102 257V255H100ZM146 257H147V258H146ZM151 257H153V256H151ZM151 257H150V258H151ZM207 257H208V256H207ZM5 258H3V259H5ZM14 258L17 259V257H14ZM19 258H21V259L18 260V261H19V262L21 261V262H23V263L25 264L26 260L23 261V260H24V259H23L24 257H19ZM182 258H183V257H182ZM188 258H189V260H190V257H187V259H188ZM0 259H2V258H0ZM11 259H12V258H11ZM22 259H23V260H22ZM34 259H35V258H34ZM52 259H53V257H52ZM109 259H106V258H105V260H107V261H108ZM116 259H115V260H116ZM130 259H129V260H130ZM132 259H134V261H133ZM135 259H136V261H135ZM154 259H155V261H152V260H154ZM163 259H165V258L163 257ZM163 259L161 258V260L158 259V261H156L157 258H154V257H153V259H152L151 261H152V262H156L155 264H157L158 262H159V264H161L163 261H164V262H163L162 264H164V263L168 264V262L171 263L170 261H168V259H165V260L168 261V262H166V261L163 260ZM183 259H184V258H183ZM185 259H186V258H185ZM185 259H184V260H185ZM187 259H186V260H187ZM53 260H56V261H57V259H53ZM122 260H123V259H121V261H122ZM127 260H126V261H127ZM186 260H185V262H184L183 260H181V263H182V261L184 262L183 264H185L186 262H187L186 264H188V262H190L189 260H188V261H186ZM0 261H1V260H0ZM9 261H11V260L9 259ZM9 261H8V262H9ZM15 261H16V260H15ZM18 261H16V263H15L14 260H13L12 263H11V262H9V263H11V264H18V263H17ZM27 261H28V260H27ZM31 261H28L29 264H30ZM107 261H106V262H107ZM109 261H110V260H109ZM124 261H125V259H124ZM124 261L120 262V264L123 263ZM151 261H149V264H150ZM1 262H2V261H1ZM5 262H4V264H5ZM42 262H44V261H42ZM45 262H48V263L51 264V262L53 263L54 261L50 260V262H49V260H48V261H45ZM57 262H58V261H57ZM127 262H129V261H127ZM141 262H139V263H137V264H140ZM152 262H151V264H153ZM160 262H161V263H160ZM192 262H193V261H192ZM197 262H198V261H197ZM201 262H202V261H201ZM111 263H109V264H111ZM172 263H173V262H172ZM172 263H171V264H172ZM194 263L196 264V261H194ZM194 263H193V264H194ZM199 263H200V262H198L197 264H199ZM0 264H1V263H0ZM2 264H3V263H2ZM20 264H22V263H20ZM26 264H27V262H26ZM43 264H44V263H43ZM45 264H46V263H45ZM56 264H57V263H56ZM123 264H126V262H124ZM129 264H130V263H129ZM141 264H142V263H141ZM176 264H177V263H176ZM179 264H180V263H179ZM190 264H191V262H190ZM200 264H201V263H200Z\"/></svg>","mask_w":264,"mask_h":264}]
</instances>
